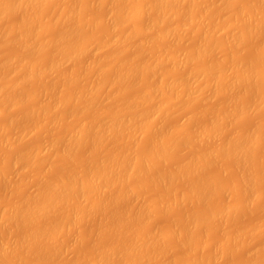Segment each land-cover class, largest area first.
Returning a JSON list of instances; mask_svg holds the SVG:
<instances>
[{
  "label": "rangeland",
  "instance_id": "obj_1",
  "mask_svg": "<svg viewBox=\"0 0 264 264\" xmlns=\"http://www.w3.org/2000/svg\"><path fill=\"white\" fill-rule=\"evenodd\" d=\"M73 1L76 3L77 1V3H79L80 4V2L82 1V2H84V7H83V10L80 8L81 7V5H79L78 7L77 6H75L76 4H74L73 3ZM92 1H94V2H92ZM56 0V2H53V7L52 6H49L50 4H48V6L44 9L43 8V12H42V16H41V13H40V15H38V16H40L39 17V19L36 21L37 23L35 24V26H33V29H35V38H36V40L37 39H39L40 41L41 40H44L43 38V36L45 35L44 34V32H45V28L42 26L43 25V23L42 22H45V21H47L48 22V20L50 21L53 17V15L55 14L56 15V13H58L59 14V12L60 11H64V10H62V8H63V6L64 5H66L67 6V4L68 5H70L71 4V2L74 4H72V6H74L75 8L77 7V8H80V9H78V10H82V11H79L78 12V15H79V13H80V18L81 19H85L87 16H91V18H92V16L96 19V22H95V24L94 23H92L93 24V26L92 27H90V25H89V27H90V29H87V30H85L87 27H85V31H84V36H82V38H79V39H83L84 40V42L82 41L81 43H80V40L78 41L80 44H82V43H87L86 45L87 46H89V44L88 43H90V44H92V42H94L95 40H94V38L96 39V40H101V41H104L105 40V42H107V40H109V42H116V43H122V44H124V46H125V48H127V49H125L124 48V46H117L118 44H115V45H108V43L106 44H103L102 42V44L100 45V47L99 48H96V46H94L95 48L94 49H92L93 48V46H91L90 48H91V50L90 51H88L89 49H87V52L86 53H88V54H86L84 51V53L85 54H79L76 58H72L73 60H67L66 58L65 59H63V61L62 62H60L61 63V65H60V63H59V65L60 66H57V67H53V68H57L56 70L54 69L53 70V68L51 69V72H50V67L47 69V66H46V64H45V66H44V64L43 63H46V62H44L46 59H49V60H51L52 58L54 59V57H56L57 55L59 56V51H58V53H56V50L54 49V46L53 47H50V46H47V48H46V50H44V51H41V53L43 52V54H35V53H38L37 51L35 52H33L32 51V53L31 52H28V59L29 60H37L36 62H38V60H43V63H41L40 62V64H42L41 65V67L42 66H44V69H45V67H46V69H45V71H44V69H43V72H44V74H42V75H40V78H38L37 76H35L34 78L32 77V75H29V74H27V75H29L28 77H25L26 79L22 82V83H24L23 85L21 84L20 86H19V88H15V90H14V88H13V86H11L12 84H5L4 82H9L10 80H13L14 78H16V77H18V76H20V75H22L21 73H23V72H21V71H24V70H21L20 68H22L23 69V67L21 66V62L23 61V63H24V59L20 62V60H18L19 61V67L18 66H16L17 64H15L14 66H10V64L11 63H9V61H5V58L7 59L9 56H12L13 55V57H15V56H17L18 58L17 59H20V56L22 57V58H24L23 56H24V54H27V53H21V51L22 50H20L21 48H22V45L19 43V41L21 42V39L19 38V36H18V38L20 39V40H18V38L16 39V38H13V35H14V32H13V35H12V33H11V30L9 29V28H11V27H8V26H11V25H6V23L7 24H10V23H12V24H16L17 22H19L20 21V19H23V18H21L22 16H20V15H23V13L22 14H19V13H17V14H7V15H3L4 17H2V19H3V21L2 22H0V36H2L1 37V39H0V45H1V47H0V64H1V62L3 61V59H4V62H8L9 64H7V68L10 66V68H8V69H6V65L5 66H1L2 68L0 69V72H1V70H3L4 72H3V74L2 75H4V73H6L5 75H6V78L7 79H3L4 81H3V84L4 85H2V86H6L5 87V89H3L4 87H1L2 89H0L1 91H0V109H2V110H0L1 112H0V139H2L3 137V135H10L9 137H11V138H7L8 140H7V142H5V144L3 145V143H4V141H6L5 139L6 138H4V140H0V218L3 216V214L5 213L4 211H5V209H7L6 207H8L7 206V204L10 206V204H18L21 200H22V197H24V196H31V195H33L34 193H36L39 189H46L47 187H50V185L51 184H56V182L59 180V182H61V180H62V178H65L66 179V177H67V175L69 176V174L71 175L72 173H69V172H71V171H79V166H81L82 165V163H84V162H90V163H86L87 165L86 166H88L89 167V164H90V166H92V165H95L96 166V163H95V161H98L99 160V164H101V162L103 161V162H106L105 160H104V158H106V157H108V156H110L111 157V155L112 154H114V155H116L115 153H118L119 151H121L122 152V150L124 151V153H123V156H124V154H125V156L127 157L128 155H127V152H125V151H127L128 149H131V148H129V145H130V143L132 142V141H134L135 139V142L137 141V143H138V145H139V149H140V151H142V152H140V153H145V152H147V150L151 147L152 148V146H151V144H152V142L150 143V141H152V138H154V137H151L153 134L151 133V132H154V131H151L150 133V135H145V133H143V134H141V133H139V134H141V135H139L140 136V138H139V136H137V137H133L132 136V132L131 131H133V127H131L132 129L130 130V128L127 130L126 129V131H122L121 132V134L119 133V132H117V133H119L117 136H116V134H114V135H111L109 138L108 137H105V135H103V136H101V139H100V137H99V141H96L95 143H91L90 141V139H89V142H87V140H88V138H87V135H86V133H85V135L83 136V137H86V142H82L78 147H74L73 149H71V154L69 153V155H66L67 156V158L65 157L64 158V156H63V153H62V149L63 148H61V147H63L61 144H60V150L56 147L57 145H58V143L60 142V140H58V142L56 143V141H53V139L54 140H56L57 138H61V137H64V134H66L65 135V139H67L68 137H67V134H68V136H70L69 135V131H71L72 129H73V127H75V125L76 124H82L81 122H83V120L84 121H86V122H88V124H89V121H87V120H90V118H91V120L93 119V121L92 122H94L95 120H96V122H97V120L98 121H104V120H102V119H100L99 120V118H101L102 116H104L103 114L105 113V112H110V111H112L113 109H115L116 108V111L119 109V108H117V106L118 107H120L119 105H121L120 103L118 104V102H120L121 101V99L120 98H123V100H124V95L123 94H126L127 93V95H126V97L127 98H125V100H124V103H128L131 99H129V98H132V97H135L136 98V96H138L139 97V99H141V98H143V96L140 98V95H143L144 93V95L146 96L147 94L148 95H150L151 93L150 92H148L147 94H146V92L147 91H149V90H144V89H147V88H150L149 86H159L158 84H159V80H160V83H161V80H162V78H164L165 76H168V75H174L173 73L172 74H170L172 71H174V70H172V69H176L177 70V68H173L174 66H173V64H171V66H173V67H171L172 69V71L170 70V66H167V65H170V63H169V61L167 60H165V62H164V64L165 63H167V64H165V66H161L162 68L160 69L159 68V70H158V72L156 73L155 72V75H153V74H150V72H147V69H146V72L148 73H144L141 69L144 67H142L141 66V68L138 66H136V71H138V72H136V74H137V76H135V75H133V76H135L136 78H134V82H132V83H130V81H131V79H130V81H128L127 79H125L124 81H126L127 83L125 84V83H123V84H121V83H119V85L118 84H116V83H118V82H112V83H114V86H113V84L112 85H107L106 83H103V84H106V86L105 85H103V86H105V87H101L100 89H102V90H100L99 89V86H98V88H97V90H98V92H100V93H97V91H96V93L97 94H99L98 96L96 95H94V94H90L91 95V97H90V95L89 96H87L88 95V87H89V85L90 84H92V82H93V84H94V79L95 78H97L96 76H98V75H96L97 74V70L99 71V69H98V67H99V65L97 66V68H93L94 70L95 69H97L96 70V73L94 72V70L92 69V66H94V65H92V63H95V62H97L98 61V63L101 65V67H102V69H100V71L102 72V76H103V78L106 80V82H107V80H110L109 81V83L111 82V79L113 80L114 79V77H116V80H117V73H118V71H119V69H120V72L122 71L121 69H122V67L120 68L119 66H122L123 65V63H129L130 61H131V59L130 58H132V62L134 63V61L136 62L137 60L139 61L140 60V63L141 62H143V65H147V64H152V62H154L155 61V59H157L158 58V60L160 59L159 58V56L160 55H162V57H165L166 56V53H168L169 54V51H171V52H173V53H176V54H174L175 56H177L178 58H180L179 56H178V54L181 56L182 54L183 55H188V56H192L193 55V53H194V49H196L198 46H197V36H198V34H202V32H200L199 33V27H197V25L198 26H200L199 25V23H198V20L197 19H195L196 17L198 18V14L197 13H199L198 12V9H200L201 7L199 6V5H203L202 3H204L205 1V4L207 5V3H208V7H210V9L211 8H213V7H211V5H215L216 3H221L222 2V0H213V1H211V0H204V1H202V0H198V2H196V5L197 6H195V4H191V5H194L195 7L194 8H192V6L188 3V5L191 7V9H193V11H195L194 13L195 14H197L196 15V17H195V15L194 16H192V17H195V18H192V20L194 19L195 20V24H194V20H193V23L191 22V20H190V22L192 23H190V25H193V26H191V28L189 27L188 29H186V35H185V33H183V35H181L180 37L181 38H177L178 36L175 34V36H177V37H175V38H173L172 39V42H171V40H169L168 39V37H166L167 38V40H168V42L170 41L171 43H173V44H171L170 46L168 45V42H166V39L165 38H163V40H162V34L161 35H159V36H157L155 33H156V31L155 30H158V29H155V30H153V29H150V28H147L148 27V25H145V24H150V22L154 19V18H156V14H154L153 13V15H152V17H151V14H152V12L150 13V15L148 14V16H147V12L149 11L150 12V10H148V11H146V13H144L146 16L144 17L143 15H141V16H143L142 18L140 17V19L138 18V17H135V18H138L139 20H135V18L133 19V16L130 18L129 16H128V19H127V21H126V23L119 29V30H116V29H113V28H111V30L114 32V31H116V32H118V34H114L115 36H113L112 35V31H111V33H109V29H110V18L108 17L111 13V9L109 8H107V6H108V4L105 6V5H102L101 4V1L100 2H98V3H100V4H95V2H96V0ZM134 0H132L131 1V3L133 2ZM136 2H139L140 0H135ZM135 1L133 2L134 4H132L134 7H136L135 6ZM181 1V0H180ZM182 1H184V0H182ZM181 1V2H182ZM197 1V0H196ZM224 1H228L229 2V0H224ZM234 1V2H233ZM254 1H256V4H258L259 5V7H258V9H256L257 7L256 6H258V5H256L255 3V9H256V11H257V17H256V14H255V9L253 10L254 11V14H253V12L251 11V10H249V11H251L250 13H251V15H249L250 13H249V11H248V16H251V17H256V18H254V19H259V16H258V14L260 15V12L264 15V0H259V2L257 3V1L258 0H232V2H231V4H228V2H226L227 4L226 5H224L222 8H220V5H219V3L217 4V5H219V8H218V6L217 7H215L216 9H218V13H217V10L216 9H214V10H216L215 12H216V14L214 15V14H208V15H206V17H207V20H212V19H216L217 18V16H219L218 18H217V20L216 21H219V22H217L218 24L217 25H219L218 26V28H222L221 26H222V24H225V21H226V23L227 22H229L230 23V21L232 20H234L235 18L237 19V21L239 20V19H241L242 20V22H243V20L246 22V19H247V21H251L252 20V18L251 19H249V18H246V16H247V14H246V16H244L246 19H243L244 17L241 15V11H243L244 9H246L247 7H249V5L252 3V5H253V2ZM65 2V3H64ZM89 2H92V3H94L93 5L91 4V3H89ZM121 2H123V1H121ZM128 2V1H127ZM130 2V1H129ZM178 3H179V0L177 1ZM179 3L180 5H182V6H184V8H185V2H182V3ZM213 2V3H212ZM229 2V3H230ZM60 3L62 4V5H60ZM104 3V2H103ZM119 4H120V2H118ZM124 3H125V1H124ZM243 3L245 4V5H243ZM55 4H56V6H55ZM90 4H91V6H90ZM122 4V3H121ZM127 4H129V3H125V4H123L122 5V7L124 6V5H126L125 7H126V9H127V6H129V10H130V8H131V6L132 5H127ZM95 5V6H94ZM178 5V4H177ZM229 5V7H227ZM231 5H233L232 6V8H231ZM241 5V6H240ZM65 6V7H66ZM132 6V10L131 11H129L130 12V14H131V12L132 11H134L135 12V8ZM182 6H179V8H180V10H181V7ZM186 6H187V4H186ZM199 6V8L196 10V7H198ZM254 6V5H253ZM42 7L43 6H41V9L40 10H42ZM64 7V8H65ZM91 7V8H90ZM108 7H110V6H108ZM124 7V8H125ZM189 7V8H190ZM226 7V8H225ZM238 7V8H237ZM241 7V8H240ZM49 10H48V9ZM77 8H76V10H77ZM105 8V9H104ZM134 8V9H133ZM183 7H182V9H184ZM231 8V9H230ZM251 8H252V6H251ZM262 8V9H261ZM37 9V8H36ZM243 9V10H242ZM248 9V8H247ZM56 10V11H55ZM59 12H58V11ZM77 10V11H78ZM202 10V9H201ZM200 10V11H201ZM208 10V9H207ZM204 11L205 13L206 12H208V11ZM212 10V9H211ZM213 10V11H214ZM221 10V12H219ZM46 11V12H45ZM76 11V12H77ZM84 11V12H83ZM21 12V11H20ZM23 12V11H22ZM25 12V11H24ZM53 12V13H52ZM65 12V11H64ZM75 12V13H76ZM108 12H109V15H108ZM210 12H212V11H210ZM223 12V13H222ZM233 12V13H232ZM259 12V13H258ZM39 13V12H38ZM44 13V14H43ZM133 13V12H132ZM193 13V14H194ZM204 13V14H205ZM214 13V12H213ZM235 13V14H234ZM240 13V14H239ZM244 13H245V10H244ZM26 14V13H25ZM53 14V15H52ZM61 14V13H60ZM60 14H59V17H60ZM74 14V13H73ZM134 14V13H133ZM192 14V15H193ZM54 15V16H55ZM64 15V14H63ZM75 15H77V14H75ZM77 15V16H78ZM82 15V16H81ZM108 15V16H107ZM132 15V14H131ZM212 15H214V16H212ZM235 15H236V17H235ZM2 16V15H1ZM6 16H7V18H6ZM13 16V17H12ZM62 16V15H61ZM211 16V17H210ZM231 16V17H230ZM239 16H240V18H239ZM24 17V16H23ZM45 17H46V19H45ZM55 17H58V15H56ZM79 17H77V18H79ZM109 19H108V18ZM121 16H119V18H120ZM126 17V16H125ZM151 17V18H150ZM205 17V16H204ZM209 17V18H208ZM6 18V19H5ZM15 18V19H14ZM17 18V19H16ZM25 18H26V16H25ZM25 18H24V20H25ZM77 18H75V16H74V19H76L77 20ZM88 18H90V17H88ZM94 18H92V19H94ZM106 18V19H105ZM123 18H124V16H123ZM150 18V19H149ZM173 18V17H172ZM172 18H170V19H172ZM177 18H180V17H176V21L175 20H170V19H168V18H166L165 19V22L166 23H163L162 21H161V25L159 26L160 27V29H159V33L161 32V30L165 27V28H170V27H172V28H170V29H173V27H174V29H175V26H173L174 24H176V22H177V20H180V19H177ZM212 18V19H211ZM225 18H227L228 20H226ZM260 18H261V16H260ZM11 19V20H10ZM55 19V18H54ZM54 19H52V20H54ZM73 19V18H72ZM72 19H70V21L71 22H73L72 21ZM109 21H108V20ZM122 18H120V20H121ZM125 19V18H124ZM123 19V20H124ZM130 19V20H129ZM249 19V20H248ZM10 20V21H9ZM51 20V21H52ZM120 20H119V23H120ZM166 20H169V21H166ZM207 20H206V22H207ZM223 20V21H222ZM241 20H240V22H241ZM6 23H5V22ZM12 21V22H11ZM41 21V22H40ZM69 21V24H71V22ZM98 21V22H97ZM103 21V22H102ZM125 21V20H124ZM128 21H129V23H128ZM137 21V22H136ZM146 21H150L149 23L148 22H146ZM254 21H256V20H254ZM58 23H60L59 21H57ZM56 22V23H57ZM75 22L76 21H74V24H71L72 26L74 25H76L75 24ZM109 22V23H108ZM171 22V23H170ZM175 22V23H174ZM212 22V21H211ZM222 22V23H221ZM234 23H235V21H233ZM241 22V23H242ZM252 22H253V20H252ZM19 23H21V22H19ZM39 23V24H38ZM128 23V24H127ZM163 23V24H162ZM168 23H170V24H168ZM178 24H179V22H177ZM198 23V24H197ZM213 23V22H212ZM239 23V22H238ZM238 23H235V25H237ZM248 23H251V22H248ZM108 26H110V27H108ZM123 24V23H122ZM166 24H168V25H166ZM213 24H215L216 25V23L214 22ZM5 25V26H4ZM38 25V26H37ZM54 25V24H53ZM56 25V24H55ZM51 26L50 28H48V30H47V28H46V35H45V37L46 36H49V35H51V36H54V34H56V32L58 33V27L59 28H62V27H60L59 25H57V26ZM60 25H63L62 23L60 24ZM126 25V26H125ZM146 26V29H147V31H146V29L144 28L145 26ZM162 25H164V27L161 29V27H162ZM14 26H16V25H14ZM68 26V25H67ZM117 26H119L118 24H117ZM142 26V27H141ZM168 26V27H167ZM233 27L234 26V24L233 25H230L229 26V28L230 27ZM238 26H240V25H238ZM2 27L4 28V29H2ZM8 27V30H9V32L10 33H7L6 31H5V29ZM35 27V28H34ZM70 27V26H69ZM131 27V28H130ZM138 27H140V28H138ZM193 27V28H192ZM195 27V28H194ZM205 27V26H204ZM232 27H231V29H232ZM235 27V26H234ZM241 27V26H240ZM41 29V30H39V29ZM43 28V29H42ZM56 28V29H55ZM84 28V27H83ZM82 28V29H83ZM176 28H178V29H175L177 32L180 30V27H176ZM223 28H224V26H223ZM223 28H222V30H223ZM239 28V27H238ZM238 28H237V30H238ZM50 29V30H49ZM82 29H80V34H81V30ZM107 29H108V31H107ZM137 29H139V30H137ZM192 29V30H191ZM197 29H198V31H197ZM231 29H229V31H228V29H226V31L227 32H229V33H231L230 31H231ZM242 29H244V28H242ZM242 29H240V30H238V31H236V29H233V30H235L236 32H239V31H242ZM2 30V31H1ZM61 30V29H60ZM185 29H182V30H180L181 32L182 31H184ZM189 32H188V31ZM202 30H203V26H202ZM39 33H38V32ZM43 31V32H42ZM50 31V32H49ZM52 31V32H51ZM55 31V32H54ZM137 31V32H136ZM151 31H153L154 33H151ZM193 33V34H191V32ZM215 31H217V32H215ZM225 31V33L224 32H222L221 30H220V32H218V29H216L215 30V28H214V31H212L211 32V34H213V32L215 33V36H216V34L217 33H220L221 34V32H222V34L220 35V34H217L218 36H217V39L218 40H216L215 39V41H217L219 44L218 45H222V46H224L223 48L222 47H220V46H217V48H219L220 50H218L217 48H215V45H217V44H215L213 47H212V51H211V53L209 52V55L207 56V54H206V58H205V55H204V58H202V56L200 57V58H198L197 59V57H191L190 56V58L188 59L187 57V55L185 56V58H187L189 61H188V63L186 64V65H188L187 67L189 68L190 66V68H195L196 66H198V64H199V66H201L200 65V63H202V66L204 65V62L203 61H206V65H207V61H209V64H210V62H212V61H214V62H217L218 60L219 61H221L220 60V58L222 57V55H223V57L225 56V54H227L226 56L228 57H230V59H231V55H232V57L236 54V52H235V54L233 53L232 54V50L230 51V49L232 48V47H228V50H225L226 49V45H227V40H228V42L230 41L229 39H230V37H229V33H228V35L226 34L227 32ZM235 31H232V34H233V32H235ZM48 32V33H47ZM176 32V33H177ZM185 32V31H184ZM208 32H210V31H208ZM32 33V34H33ZM37 33V34H36ZM144 33H146V35L144 36ZM149 33V34H148ZM189 33V34H188ZM197 33V34H196ZM44 34V35H43ZM53 34V35H52ZM82 34H83V31H82ZM81 34V35H82ZM110 34H111V36L112 37H114V38H112V39H109L111 36H110ZM181 34V33H180ZM179 34V32H178V35H180ZM188 34V35H187ZM191 34V35H190ZM209 34V33H208ZM211 34H209V36L211 35ZM253 34V33H252ZM256 34V33H255ZM257 34H259V33H257ZM261 34V33H260ZM254 35V37H253V35L252 36H250V37H252L251 39H247L246 40V38H243V42H242V45L243 46H240L243 50H244V52H242L243 50H241L240 52H242V54L243 55H241L240 56V58L243 56H246L247 57V55H249L248 57L250 58V53H251V51L254 49L255 50V48L256 49H261V48H264V33H263V35ZM9 36V37H6V36ZM36 35H37V37H36ZM119 37H118V36ZM134 35V36H133ZM200 35H199V37H198V39L200 38ZM225 35V36H224ZM226 35H227V37H226ZM15 36V35H14ZM50 36V37H51ZM56 36V35H55ZM54 36V37H55ZM96 36V37H95ZM110 36V37H109ZM117 36V37H116ZM127 36L129 37V41H127ZM160 36H161V39H160ZM213 36H214V34H213ZM257 36H258V39H257ZM6 37V38H5ZM34 37V36H33ZM41 37H42V39H41ZM90 37V38H89ZM116 37V38H115ZM135 39H134V38ZM163 37H165L164 35H163ZM195 37V38H194ZM207 37V39H209V37L208 36H206ZM212 37V36H211ZM210 37V38H211ZM256 37V38H255ZM32 38V37H31ZM35 38L33 39L32 38V41L34 40V41H36L35 40ZM48 38V37H47ZM47 38H45V42L43 41V42H41V43H46V39ZM86 38V39H85ZM102 38V39H101ZM107 40H106V39ZM119 38H122V39H120V41H119ZM123 38L125 39V41H123ZM134 40H133V39ZM215 38V37H214ZM214 38L212 37L211 38V40H214ZM221 38H223V39H221ZM229 38V39H228ZM247 38H249V37H247ZM4 39V40H3ZM14 39V40H13ZM53 39V37L51 38V40ZM114 39V40H113ZM115 39H118V40H115ZM131 39H132V41H131ZM171 39V38H170ZM178 39V40H177ZM196 39V40H195ZM48 40H50L49 38H48ZM76 39H74L73 41H75ZM87 40V41H86ZM163 42H162V41ZM175 40H177V44H175L176 43V41ZM180 40V41H179ZM200 40V39H199ZM210 39H209V41L208 42H210L211 41ZM255 40V41H254ZM16 41V42H15ZM33 41V42H34ZM38 41V40H37ZM40 41L38 42V43H40ZM53 41V40H52ZM51 41V42H52ZM77 41V40H76ZM146 41V42H145ZM173 41H175V43L173 42ZM182 41V42H181ZM214 41V42H215ZM251 41V42H250ZM254 41V42H253ZM3 42H5V43H3ZM55 42V41H54ZM54 42H52V43H54ZM68 41H66V42H63L64 44L65 43H67ZM96 42V41H95ZM94 42V43H95ZM100 42V41H99ZM125 42H127V45L129 46H126L125 45ZM130 42V43H129ZM140 42H141V44H140ZM181 42V43H180ZM195 42V43H194ZM200 43H201V40L199 41ZM217 42H215V43H217ZM222 42V43H221ZM8 43V44H7ZM15 43V44H14ZM34 43H37V42H34ZM62 42L60 43L61 45L63 44ZM75 44V42L73 43V42H70L69 44ZM132 43V44H131ZM136 43V44H135ZM212 43H213V41H212ZM250 43V44H249ZM47 44H49V43H46V45ZM51 44V43H50ZM49 44V45H50ZM68 43H67V45H69ZM78 44V43H77ZM113 44V43H112ZM121 44V45H122ZM170 44V43H169ZM194 44V45H193ZM224 44V45H223ZM230 44V43H229ZM241 44V43H240ZM249 44V45H248ZM256 45V46H254V45ZM3 45V46H2ZM13 45V46H12ZM61 45L59 46L58 44H57V42H56V44H55V46H59V47H61ZM64 46L65 48L66 47H68V46ZM106 45H108V47L106 46ZM120 45V44H119ZM130 45H132V46H130ZM133 45H135V46H133ZM168 45V46H167ZM177 45V46H176ZM197 46L196 48L194 47V46ZM198 45H199V43H198ZM253 45V46H252ZM17 46V47H16ZM70 46V45H69ZM99 45H97V47H98ZM106 46V48H102V47H105ZM144 46V47H143ZM173 46H174V48H173ZM192 46V47H191ZM58 47V48H59ZM63 47V46H62ZM123 47V50L121 49ZM133 47V48H132ZM168 47H169V50H167L168 49ZM172 47V48H171ZM52 48V49H51ZM56 48V47H55ZM57 48V49H58ZM108 48V49H107ZM140 48V49H139ZM143 50H142V49ZM213 48H214V50H213ZM230 48V49H229ZM250 48V49H249ZM121 49V50H120ZM172 49V50H171ZM177 49H179V50H177ZM192 49H193V51H192ZM245 49H246V51H245ZM49 50V51H48ZM99 50V51H98ZM117 50V51H116ZM128 50V51H127ZM133 50V51H132ZM167 52H166V51ZM224 50V51H223ZM248 50V51H247ZM251 50V51H250ZM17 51V52H16ZM45 51H46V53H45ZM93 51L95 52V53H93ZM97 51V52H96ZM116 51V52H115ZM127 51V52H126ZM135 51V52H134ZM162 51V52H161ZM185 51V52H184ZM216 51V52H215ZM223 51V52H222ZM8 52V53H7ZM17 54H16V53ZM18 52H19V54H18ZM23 52V51H22ZM123 52V53H122ZM125 52V53H124ZM177 52H179L178 54H177ZM184 52V53H183ZM187 52V53H186ZM192 52V54H190ZM215 54H214V53ZM239 52V54H241ZM253 52V51H252ZM255 52V51H254ZM6 53H7V55H6ZM11 53V54H10ZM21 53V54H20ZM29 53H30V55H29ZM50 53V54H49ZM52 53H53V55H52ZM119 53V54H118ZM132 53H134V54H132ZM218 53H220V55L218 54ZM223 53V54H222ZM249 53V54H248ZM256 53V52H255ZM10 54V55H9ZM23 54V55H22ZM33 54V56H31ZM45 54V55H44ZM138 54V55H137ZM143 54V55H142ZM164 54V55H163ZM171 54V53H170ZM140 55V56H139ZM173 55V56H174ZM183 55H182V57L181 58H184L183 57ZM252 55H254V53H252ZM3 56V57H2ZM27 56V55H26ZM38 56V57H37ZM44 56V57H43ZM49 56V57H48ZM57 56V57H58ZM80 56V57H79ZM100 58H99V57ZM116 56H118V57H121V58H119L120 59V61L122 60V62L120 63V65H119V63L117 64L116 63V66H112V68L111 67H109L110 65H111V60H113L112 58H114L115 59V57ZM141 56H143V57H141ZM167 56H169V55H167ZM31 57V58H30ZM102 57V58H101ZM199 57V56H198ZM2 58V59H1ZM11 59H13L12 57H10ZM9 58V59H10ZM25 58H27V57H25ZM43 58V59H42ZM51 58V59H50ZM98 58V59H97ZM109 60H108V59ZM207 58H209V59H207ZM224 58H226V57H224ZM248 58V59H249ZM16 59V60H17ZM57 59V58H56ZM145 59V60H144ZM210 59H212L211 61H210ZM215 59V60H214ZM229 58L227 59V60H230ZM242 59V58H241ZM14 61H15V59H13ZM27 60V59H26ZM48 60V61H49ZM65 60V61H64ZM92 60H93V62H92ZM103 60V61H102ZM117 60H118V58H116V60H113L114 62L116 61L117 62ZM130 60V61H129ZM158 60H156V62L158 61ZM242 60H245V58L244 59H242ZM31 61V62H32ZM52 61V60H51ZM68 61H71V62H68ZM112 61V63L113 64H115L114 62ZM119 61V62H120ZM137 61V62H138ZM151 61V63H149ZM254 61H255V59H254ZM11 62V61H10ZM26 62V61H25ZM28 62H30V61H28ZM35 62V63H36ZM92 62V63H91ZM147 62V63H146ZM171 62V61H170ZM185 62H186V60H185ZM258 62V63H257ZM257 62H253L254 63V67L255 66H257L256 67V70L257 69H260V68H262V67H258L259 65H261L262 66V64H261V62H260V64H259V61L257 60ZM3 63V62H2ZM13 63V62H12ZM16 63V62H15ZM18 63V62H17ZM22 63V64H23ZM27 63V62H26ZM87 63V64H86ZM139 63V64H140ZM155 63V62H154ZM153 63V64H154ZM213 63V62H212ZM252 63V64H253ZM14 64V63H13ZM142 64V63H141ZM163 64V65H164ZM217 64V63H216ZM255 64H257V65H255ZM9 65V66H8ZM88 65V66H87ZM91 65V66H90ZM105 65H107V66H105ZM117 65H119V66H117ZM130 65H131V62H130ZM137 65V64H136ZM196 65V66H195ZM213 65V64H212ZM39 66V64L37 65V67ZM96 66V65H95ZM94 66V67H95ZM129 66V65H128ZM183 66H185L184 64H183ZM180 67V68H183V69H185L184 67ZM193 66V67H192ZM253 66V65H252ZM17 67H18V69H17ZM86 67V68H85ZM105 67V68H104ZM107 67H109V71H108V69H107ZM115 67V68H114ZM118 67V68H117ZM124 68L123 69H125V66H123ZM126 67H127V65H126ZM164 67V68H163ZM80 68V69H79ZM100 68V67H99ZM135 68V67H134ZM133 68V69H134ZM137 68H140L139 70L137 69ZM180 68H178V69H180ZM187 68V69H188ZM6 69V70H5ZM41 68H40V66H39V70H40ZM89 69V70H88ZM182 69V70H183ZM197 69V68H196ZM255 69V68H254ZM263 69V68H262ZM11 70V71H10ZM15 70H16V72H15ZM77 70V71H76ZM106 70V71H105ZM115 72H114V71ZM145 70V69H144ZM181 70V69H180ZM180 70H177V71H180ZM181 70V71H182ZM26 71V70H25ZM24 71V72H25ZM41 71V70H40ZM58 71V72H57ZM79 71V72H78ZM84 71V72H83ZM99 71V72H100ZM134 71V70H133ZM176 71V72H177ZM191 71V70H190ZM189 71V72H190ZM193 71H195L196 72V70L194 69ZM228 70H226V73L228 74L229 73V71L227 72ZM260 71H262L261 69H260ZM21 72V73H20ZM42 72V71H41ZM54 72V73H53ZM88 72H90V73H88ZM93 72V73H92ZM100 72V73H101ZM109 72V73H108ZM140 72V73H139ZM153 73H154V70L152 71ZM151 72V73H152ZM160 72V73H159ZM184 72V71H183ZM185 72H186V69H185ZM184 72V73H185ZM192 72V71H191ZM197 72H198V74L200 75V73H199V71L197 70ZM197 72L196 73H194V74H197ZM263 72V71H262ZM18 73V74H17ZM46 73V74H45ZM52 73H53V76H51L52 75ZM105 73L107 74L108 73V75H105ZM133 73V72H132ZM177 73H179V72H177ZM176 73V74H177ZM183 73V75L181 74V75H178L179 77H183L184 76V78H185V74ZM187 73H188V70H187ZM186 73V74H187ZM225 73V74H226ZM1 74V73H0ZM9 74H13L12 76L11 75H9ZM66 74H68L67 76H66ZM95 74V75H94ZM135 74V73H134ZM176 74L174 75L175 77H176ZM180 74V73H179ZM226 74V75H227ZM2 75H0V76H2ZM5 75L3 76V77H5ZM26 75V76H27ZM46 75V76H45ZM73 75V76H72ZM79 75V76H78ZM101 75V74H100ZM113 75H115V76H113ZM150 75V76H149ZM11 78H10V77ZM16 76V77H15ZM34 76V75H33ZM50 76V77H49ZM119 76V75H118ZM143 76V77H142ZM151 76L153 77V78H151ZM177 76V77H178ZM194 76H196V75H194ZM198 76V75H197ZM3 77H1V78H3ZM43 77H47V78H43ZM57 77H58V79H57ZM69 77V78H68ZM81 77V78H80ZM110 77V78H109ZM113 77V78H112ZM200 77V76H199ZM199 77H197V79H199ZM32 78V79H31ZM56 78V79H55ZM102 78V79H103ZM151 78V79H150ZM161 78V79H160ZM168 77H165L164 79H167ZM170 78H171V76H170ZM193 78H196V77H193ZM35 79V80H34ZM70 79H72V80H70ZM93 79V80H92ZM98 79H99V77H98ZM97 79V80H98ZM163 79V80H164ZM5 80H7V81H5ZM28 80V81H27ZM47 80V81H46ZM52 80V81H51ZM95 81V82H98V81ZM100 81L99 82H101L102 80L101 79H99ZM104 80V81H105ZM162 80V81H163ZM191 80H193V79H191ZM259 80L260 79H258V84H256V87H257V89L255 88V90H252V91H254L253 93L252 92H250V93H252L253 95H251L252 96V98L251 99H253V100H251L250 99V97L248 98V99H250L252 102H255V104L254 105H251V107H246V106H248V105H246L245 107H246V109H245V107H244V111H242V113H237V112H234L233 113V111H234V108H232L233 106H235V104H238L239 103V101L240 102H242V103H244V100L246 101V100H248V99H246L247 97L246 96H248V93L247 92H249V91H247V87L246 86H244V85H237L238 87H236L234 90H231V92L228 90V88H224L221 92H222V94H221V92L219 93V95L217 94V95H215L214 97H211L210 99H206L205 98V95H203L202 96V98H196L197 97V95L198 96H200V94L202 95L203 93L204 94H208L209 96H211L210 95V91L209 92H207V93H205L207 90L205 89H203L204 90V92L203 93H197L195 96H194V100H190V101H188V99H185V100H187V101H185V100H181L180 98V101H178V103H176V105H174L175 107H176V109H175V107L174 106H171L170 108H168L169 110L168 111H172V112H169V113H167L168 114V116L166 117V115L164 114L163 116H162V121L161 122H158V123H160V124H162L163 123V125H165V128H164V130H167V131H162V130H160V131H162L164 134H163V137H165L164 139H162V140H170L171 138H173V136L172 137H170L171 135H175L174 136V138H180V136L182 137V139L184 138V140H183V142H179L177 145H176V148L174 147V148H168V149H166V150H164V152H166V151H168L167 153H165L163 156H162V154L160 155V158H155L153 161H151V163H149L147 166H143V167H141V169H139V170H137V169H134L133 170V172L131 173V172H129L127 175H128V177H126V179L125 180H123V181H121V182H118V183H122L121 184V186H120V184H117V185H115L112 189H109L108 191H105L106 189H104V190H102L103 192L101 193V190H100V195H98V198H99V200H100V203L99 204H97L96 206H90V207H84V208H86V211H85V209L84 208H82V209H84V213H86V214H84L83 213V219L81 218L79 221H76L77 220V218H76V220H74V218L72 219V220H74L73 222L72 221H68L69 222V224L67 225V224H65V226H64V228L63 227H61V228H63V230L64 231H60V234H62V235H57V236H55L56 234H55V232H53V230H50V233L49 234H47L46 236H43V238L40 240H35L34 242H30V244L28 245V244H26L25 245V243H26V241H25V238H24V236H25V234L29 231V229H32L33 227H34V224H35V222H36V225L38 224V227H40L39 225H42V226H47L46 225V223H48L49 221H51V222H49V224H51L52 223V219L54 218V216H56L55 217V220H56V218L57 217H59L60 215L59 214H65V213H67V212H69L68 214H70V217H72L71 216V213H70V211L72 212L73 211V209L74 208H76L77 206V203H78V201H76V202H74L75 201V199H76V197H74L73 195H71L70 193V195L72 196V198L70 199V200H72V204H71V201H70V203H69V201L67 202L68 204H66V205H64V204H61V205H64V206H60L59 207V209H57V210H52L51 209V211H50V213H45L46 214V216H44V215H42L41 217H40V219L38 218V220L37 221H34V222H32V225L30 224L31 222L29 221H24V222H22V223H20V225L19 226H15V225H12L13 223H10V222H8V223H6V225H3V223L2 224H0V225H3V226H0V244L1 245H3L2 243H4L5 244V242L6 243H8L7 241L8 240H10V241H12V244H10V245H12V246H10L9 245V243H8V246L10 247V251L9 252H11L10 254H8L7 252L5 253V252H3V253H0V255H3V256H0V264H22V262L23 263H27V264H68L69 262H72L73 264H77V263H79V264H85V263H90L91 261H93V260H95V258H93L94 256H96V254H97V252L95 251L96 249H100V248H106V247H111L112 245L113 246H116V245H118V243H124L125 245H127V243L129 242L130 243V245H131V242H134L135 243V245H136V241L139 239V236H138V233L141 231V230H144V231H146V232H144V231H142V233L144 232V234L146 233V234H148L147 236H149V235H151L152 237H153V233H155V232H153L154 231V229H155V227H156V230H167V229H169L171 226H173V224H172V222H174L175 220H177V222L181 219V217H182V219L184 218V216L187 214V215H189L190 216V213H191V215H193L194 214V212L195 211H197V210H200L201 209V211L202 210H205V212H203V214H206L207 213V216H208V211L206 210V209H209V213H211L212 211H216L217 209H219L220 210V207H222V206H220V205H228L229 203H231V204H234L235 203V201H236V199L237 198H239V196H240V192H242V191H240V188H241V186L239 187V177H240V175H239V173H238V167H236V168H234V165L232 164V161L235 159L234 157H233V159H232V157L230 156V155H227L228 153H224V151L223 152H220L219 154H220V156L217 154V156H219V158L217 157V161L215 160H212V162H211V164L209 165V164H207L205 167H203L204 168V170H202L203 171V173H202V171H200V173H199V171H198V174L197 173H191L190 171H192L193 170V168H192V170L190 169V171H189V169L188 168H190L191 166L192 167H194L196 164H194L195 163V161H198V160H196L195 158H197V156L199 155V153L201 152V153H203V151H210V152H214V151H212V150H217V147H219L218 145L220 144V143H222V142H225V141H229L228 143H222V144H226V145H229V147L231 148L232 146H230L231 144L233 145V144H235L236 143V139H234V138H236V133H237V135L238 136H241L242 134L241 133H244V135H245V132H248V131H255L256 132V128L257 127H259L260 126V128L262 129V127H261V125H263L264 126V101H263V96H264V78L262 79V80H260V82H259ZM36 81V82H35ZM57 81H58V83H57ZM12 82V81H11ZM31 82H33V84L31 83ZM37 82H38V84H37ZM44 82H46V83H44ZM88 83V84H87ZM102 83L101 84H99L100 86H102ZM108 83V84H109ZM45 84V85H44ZM86 84V85H85ZM121 84V85H120ZM134 84V85H133ZM152 84V85H151ZM154 84H156V85H154ZM1 85V84H0ZM38 85V86H37ZM51 85H54V87L53 86H51ZM87 85H88V87H87ZM259 85V86H258ZM43 86V87H42ZM49 86H51V90H53V92L51 93V95H50V93L48 92L47 93V91H49V90H47L48 88H49ZM61 86V87H60ZM74 86V87H73ZM82 86H84V87H82ZM109 86H110V89H109ZM243 86V87H242ZM40 87V88H39ZM42 87V88H41ZM53 87V88H52ZM63 87V88H62ZM73 87V88H72ZM118 87V88H117ZM125 87V88H124ZM57 88V89H56ZM61 88V89H60ZM65 88V91H66V93H64V89ZM78 88H80V89H82V90H85V88L87 89L86 90V95H82V96H79V97H81V98H78L77 99V101H74V102H77L76 104H73V105H77L78 103H79V105H77V107L75 108L73 105H72V103H70L68 100H66V101H68L69 102V104H71V105H68L69 107H74L73 108V110L72 111H67L66 112V110H59V112H57L58 110H56V112H57V114L55 115L54 113H56V112H51L52 110L51 109H49V111L47 110V111H45L44 112V109H43V111H41V109H40V107H38L39 106V104L41 103V104H44L45 105V103H47V105H45V106H43V107H47L48 106V104H50L51 106L50 107H53L54 106V104H57V103H52V102H60V101H62L63 99L65 100L66 98H63V96L64 95H66V97H67V93H69V92H72V90H73V94L75 93L74 91L77 89V92H76V94H75V96L77 95V93H79L80 91H82V90H80L79 91V89ZM123 88V89H122ZM152 88H156V87H151L150 88V90L152 89ZM207 88V87H206ZM38 89V90H37ZM40 89V90H39ZM68 89H71L70 91H68L67 92V90ZM107 89V90H106ZM128 89V90H127ZM239 89V90H238ZM19 90V91H18ZM45 90V92L43 93V91ZM62 90V92H60ZM106 90V91H105ZM202 90V91H203ZM227 90V91H226ZM243 90V91H242ZM79 91V92H78ZM105 91V92H104ZM109 91V92H108ZM114 91V92H113ZM124 92L125 91V93H123V94H120V93H122V92ZM128 91V92H127ZM146 91V92H145ZM226 91V92H225ZM256 91V92H255ZM2 92V93H1ZM19 92V93H18ZM34 92H36V95H39L40 94V96H35V94H34ZM38 92V93H37ZM107 92V93H106ZM118 92V93H117ZM200 92H201V90H200ZM228 92H229V94H228ZM234 92V93H233ZM238 92V93H237ZM12 93H14V94H12ZM32 93V94H31ZM48 95H47V94ZM54 93V94H53ZM82 93H84V92H82ZM130 93V94H129ZM150 93V94H149ZM166 93V92H165ZM168 93H170V92H168ZM168 93H166V94H168ZM224 93L226 94V95H224ZM256 93V94H255ZM7 94V95H6ZM18 94V95H17ZM34 94V95H33ZM72 94V93H71ZM70 93H69V95H71ZM72 94V95H73ZM79 94H81V93H79ZM78 94V95H79ZM85 94V93H84ZM102 94H104V95H102ZM239 94V95H238ZM241 94V95H240ZM9 95V96H8ZM33 95V96H32ZM59 95V96H58ZM93 95V96H92ZM121 95V96H120ZM133 95V96H132ZM153 95V94H152ZM163 95H165V94H163ZM170 95V94H169ZM207 95V96H208ZM245 97H244V96ZM2 96V97H1ZM32 98H31V97ZM44 96V97H43ZM54 98H53V97ZM85 96V97H84ZM87 96V97H86ZM105 96H108V98L110 99H108V101H107V98H105L104 99V97ZM113 96V97H112ZM124 96V97H123ZM131 96V97H130ZM144 96V97H145ZM158 96H159V94H158ZM162 96V95H161ZM235 97V99L236 98H238V99H236V100H238V103H235V102H233V103H231V104H234L233 106H230L231 104H230V100H232V98L231 97ZM18 97V98H17ZM21 97V98H20ZM34 97V98H33ZM36 97V98H35ZM71 97V96H70ZM111 97V98H110ZM116 97H117V99H116ZM138 97L136 98V99H138ZM147 98L149 97V96H146ZM155 97H156V95H155ZM163 97V96H162ZM169 97H171V96H169ZM217 97V98H216ZM220 97V98H219ZM224 97V98H223ZM242 97H243V99H242ZM255 97V98H254ZM259 99H258V98ZM16 99V100H14V99ZM48 98H49V100H48ZM71 98H74V100L77 98H75L74 97V95L71 97ZM83 98H85V99H83ZM93 98V100H91ZM150 98V97H149ZM163 98H167V97H163ZM171 98H173V96L171 97ZM196 98V99H195ZM214 98V99H213ZM230 100H229V99ZM241 98V99H240ZM8 99V100H7ZM10 99V100H9ZM47 99V100H46ZM54 99V100H53ZM58 99V100H57ZM67 99H68V97H67ZM79 99L80 100H82L81 102H78L79 101ZM126 99H129V101L128 102H125L126 101ZM136 99H134L133 100V98H132V104H133V101H135ZM152 99H154V98H152ZM159 99H162V98H160L159 97ZM158 99V100H159ZM179 99H177V100H179ZM206 101H205V100ZM220 99H222V100H220ZM6 100V101H5ZM46 100V101H45ZM51 100H53V101H51ZM69 100H70V98H69ZM84 100H86V101H84ZM95 100V101H94ZM113 100H114V102H113ZM123 100H122V102H123ZM157 100V97H156V100L155 101H158ZM165 100V99H164ZM167 100V99H166ZM170 100H172V99H170ZM177 100L175 99V101L177 102ZM197 100V101H196ZM204 100V101H203ZM209 100V101H208ZM213 100V101H212ZM215 100V101H214ZM234 100V99H233ZM235 100V101H236ZM12 101V102H11ZM51 101V102H50ZM72 102H73V100H71ZM110 101V102H109ZM154 101V102H155ZM162 102H163V99L161 100ZM168 101V100H167ZM174 101V100H173ZM192 101V102H191ZM211 101V102H210ZM220 101V102H219ZM223 101V102H222ZM251 101H248V102H251ZM259 101V102H258ZM44 102V103H43ZM50 102V103H49ZM65 102V101H64ZM68 102L66 103V104H68ZM91 102V103H90ZM93 102V103H92ZM101 102V103H100ZM109 102V103H108ZM116 102V103H115ZM166 102V101H165ZM205 102V103H204ZM237 102V101H236ZM252 102H251V104H252ZM258 102V103H257ZM6 103V104H5ZM19 103V104H18ZM88 103V104H87ZM157 103V102H156ZM160 103V102H159ZM166 103H168V102H166ZM170 103V102H169ZM172 103V102H171ZM169 104V105H173V104H175V102H173L172 104ZM182 105H181V104ZM185 103H186V105H185ZM204 103V104H203ZM219 103V104H218ZM230 104V105H228V104ZM13 104H15L14 106H13ZM52 104H53V106H52ZM62 104H65V103H63L62 102ZM66 104H65V106H66ZM86 104V105H85ZM90 104V105H89ZM131 104V105H132ZM155 104V103H154ZM154 104H153V101H151V105H148V106H154ZM179 104V105H178ZM247 104H249L250 105V103H247ZM257 104H259V105H257ZM2 105H4V106H2ZM13 106V107H10V106ZM20 105V106H19ZM58 105V104H57ZM61 105V104H60ZM82 105V106H81ZM97 105V106H96ZM128 105H130V102L128 103ZM128 105H126V106H128ZM131 105L130 106H128V107H131ZM167 105V104H166ZM178 105V106H177ZM180 105H181V107H180ZM209 105V106H208ZM218 105H222V106H219L218 107ZM133 106V105H132ZM139 106V105H138ZM137 106V107H138ZM141 106L143 107L144 105H140V107H138V108H141ZM185 106H187L186 108H184ZM206 106V107H205ZM213 106H216V107H213ZM229 106V107H228ZM238 106H240L239 104H238ZM237 106V107H238ZM260 106V107H259ZM3 107V108H2ZM21 107H22V109H21ZM31 107V108H30ZM38 109H40V111H38L37 112V115L35 114L36 113V109L37 108ZM49 107V108H50ZM80 107V108H79ZM110 107H112V108H110ZM166 107H169V106H166ZM224 107V108H223ZM230 107L233 109V111H231L232 109H230ZM243 107V106H242ZM262 107V108H261ZM9 108V109H8ZM28 108V109H27ZM33 108V109H32ZM35 108V109H34ZM97 108V109H96ZM148 108V107H147ZM150 108V107H149ZM172 108V109H171ZM217 108H219V109H217ZM241 108V107H240ZM260 108V109H259ZM4 109V110H3ZM20 109H21V111H20ZM24 109V110H23ZM25 109H27V111L25 110ZM46 109H48V107L47 108H45V110ZM53 109V108H52ZM108 109V110H107ZM112 109V110H111ZM145 109V111H146V108H144ZM152 108H150V111L151 112H153L152 110H151ZM201 109V110H200ZM204 109H205V111H204ZM212 109V110H211ZM255 109V110H254ZM258 109V110H257ZM53 110H55V109H53ZM78 110V111H77ZM98 110V111H97ZM139 110H141V109H139ZM149 110V109H148ZM181 110V111H180ZM184 110V111H183ZM190 110V111H189ZM243 110V109H242ZM250 110V111H249ZM254 110V111H253ZM257 110V111H256ZM3 111V112H2ZM5 111V112H4ZM26 111V112H25ZM31 111H34V112H31ZM100 111V113H98ZM102 111V112H101ZM115 111V110H114ZM142 111V110H141ZM143 112V113H146V112ZM149 111V112H150ZM165 111H167V110H165ZM175 111V112H174ZM194 111V112H193ZM200 111V112H199ZM201 111H202V113H201ZM212 111V112H211ZM219 111V112H218ZM222 111V114H224L225 115V117L227 118L225 121H223V122H225V124L224 123H221L222 125H221V127L218 129L219 131H217L218 132V134L216 133L215 134V136H214V134H212V136L211 137H204L205 135H204V133L207 131V129H210V127L212 126V125H214L212 122H210V123H212V124H210L209 123V120L210 119H212V118H210L211 117V113H213L212 114V116L214 115V119H215V117H216V115H218L217 113H220ZM226 111V112H225ZM231 111V112H230ZM249 111V115H248V112ZM28 112V113H27ZM65 114H64V113ZM104 112V113H103ZM141 112V113H142ZM204 112V113H203ZM211 112V113H210ZM224 112V113H223ZM245 114H244V113ZM253 112H254V114H253ZM39 113H41V114H39ZM60 115H59V114ZM63 113V114H62ZM71 113V114H70ZM73 113V114H72ZM101 113H103L102 114V116H101ZM107 113V115H109ZM111 113V112H110ZM192 113V114H191ZM199 115H198V114ZM207 113V114H206ZM208 113H210L209 115H208ZM27 114V115H26ZM30 114V115H29ZM33 114V115H32ZM39 114V115H38ZM54 114V115H53ZM69 114V115H68ZM189 114V115H188ZM221 114V113H220ZM220 114H219V116H220ZM221 114V115H222ZM235 114V115H234ZM253 114V115H252ZM16 115V116H15ZM47 115V116H46ZM50 115V116H49ZM148 115V112H147V114L145 115V114H143V116H141V118L142 119H144L145 117L144 116H147ZM150 115H151V113H150ZM203 115V116H202ZM205 115V116H204ZM229 115V116H228ZM243 115V116H242ZM246 115V116H245ZM14 116V117H13ZM22 116V117H21ZM43 116V117H42ZM58 116V117H57ZM60 116H62V118L60 119L59 117ZM65 116V117H64ZM152 116V115H151ZM153 116H154V114H153ZM161 116H159V117H161ZM165 116V117H164ZM195 116V117H194ZM208 116V117H207ZM11 117V118H10ZM27 117V118H26ZM30 117V118H29ZM45 117H47V118H45ZM57 117V118H56ZM95 117V118H94ZM158 117V118H159ZM164 117V118H163ZM193 117V118H192ZM218 117V116H217ZM221 117V116H220ZM222 117H223V115H222ZM230 117H231V119H230ZM236 117V118H235ZM14 118H16V119H14ZM28 118H29V120H28ZM51 118H52V120H51ZM104 118H106V115L104 116ZM146 118H148V116L146 117ZM151 118V117H150ZM150 118H148V119H150ZM157 118V119H158ZM166 118V119H165ZM198 118V119H197ZM204 120H202V119ZM18 119V120H17ZM31 119H32V121L34 122V124L33 123H30V122H32L31 121ZM44 119H47V120H45V121H43ZM147 119V120H148ZM188 119V120H187ZM223 119H225V118H223ZM9 120H13V122L12 123H14L13 124V127H9L8 125H10L9 124ZM23 120V121H22ZM49 120V121H48ZM56 120H57V122H56ZM63 122H62V121ZM106 120V119H105ZM144 120H146V119H144ZM18 121V122H17ZM51 121V122H50ZM52 121H53V123H52ZM158 121H160L159 119H158ZM189 121V122H188ZM194 121H196V122H194ZM211 121V120H210ZM214 121V120H213ZM227 121V122H226ZM263 121V122H262ZM8 122V123H7ZM16 122H17V124H16ZM41 122V123H40ZM60 122H61V124H60ZM85 122V123H86ZM91 122V121H90ZM108 122V121H107ZM200 122V123H199ZM257 122V123H256ZM1 123L3 124V125H1ZM11 123V124H12ZM54 123H55V125H54ZM95 123V122H94ZM104 123H106L105 121H104ZM190 125H189V124ZM192 123L194 124V125H192ZM205 123H206V125L208 124V127L209 128H207L206 129V125H205ZM228 123V124H227ZM230 123V124H229ZM255 123L257 124V125H255ZM7 124V125H6ZM26 124V125H25ZM41 124H43V125H41ZM52 124V125H51ZM57 124V125H56ZM87 124V123H86ZM86 124H84V125H86ZM131 124V123H130ZM184 124V125H183ZM209 124H210V126H209ZM21 125V126H20ZM23 125V126H22ZM40 127H39V126ZM45 125V126H44ZM51 125V126H50ZM163 125H161V129L164 127ZM192 125V126H191ZM217 125V124H216ZM225 125V126H224ZM6 126H8V127H6ZM11 126V125H10ZM31 126H33L32 128H31ZM44 126V128H41V127H43ZM56 127V128H54V127ZM88 126V125H87ZM86 126V127H87ZM90 126V125H89ZM134 126V125H133ZM145 128H147V126H145V125H143ZM142 126V130H144V132H146L145 131V129H144V127ZM163 126V127H162ZM187 126V127H186ZM198 126V127H197ZM218 126V125H217ZM219 126H220V124H219ZM4 127H5V129H4ZM23 127H25V128H23ZM26 127H29V128H26ZM53 127V128H52ZM76 127H77V125H76ZM129 127V126H128ZM195 127V128H194ZM48 128V129H47ZM72 128V129H71ZM125 128V127H124ZM124 128H123V130H124ZM201 128V129H200ZM259 128V129H260ZM6 129H8V130H6ZM16 129V130H15ZM26 130V132H24L25 130ZM29 129V130H28ZM31 129V130H30ZM43 129H44V131H43ZM53 129V130H52ZM68 129V130H67ZM75 129V128H74ZM134 129H135V126H134ZM183 129H184V132H183ZM216 129V130H217ZM15 130V131H14ZM147 130V129H146ZM154 130V129H153ZM156 130V129H155ZM159 130V129H158ZM181 130H182V134H180L181 133ZM216 130H215V132H216ZM223 130V131H222ZM10 131V132H9ZM14 131V132H13ZM29 131V132H28ZM68 131V132H67ZM129 131V132H128ZM148 131V130H147ZM160 131H158V132H160ZM188 131V132H187ZM253 131V132H254ZM7 132V133H6ZM67 132V133H66ZM73 132V130L71 131V133ZM126 132H128V133H126ZM134 132H135V130H134ZM157 132V133H158ZM162 132H160L159 134H162ZM166 132V133H165ZM169 132V133H168ZM171 132H173L172 134H171ZM240 132V133H239ZM5 133V134H4ZM21 133V134H20ZM26 133V134H25ZM50 133V134H49ZM63 133V134H62ZM88 133V132H87ZM131 133V134H130ZM192 133V134H191ZM207 133V132H206ZM205 133V134H206ZM223 133V134H222ZM249 133V132H248ZM248 133H246V134H248ZM22 134H24V135H22ZM156 134V131H155V133H154V135ZM169 134V135H168ZM185 134V135H184ZM220 134H221V136H220ZM239 134H241V135H239ZM250 134V133H249ZM252 134V133H251ZM22 135V136H21ZM137 134H135V136H136ZM153 135V136H154ZM158 135V134H157ZM156 135V136H157ZM180 135V136H179ZM204 135V136H203ZM234 135H235V137H234ZM243 135V137H244V140H245V136ZM4 136V137H5ZM13 136H15V138H13ZM21 136V137H20ZM50 136H51V138H50ZM55 136V137H54ZM114 136V137H113ZM155 136V137H156ZM160 136V135H159ZM158 136V138H160ZM168 136H169V138L170 139H166V138H168ZM184 136V137H183ZM186 136H190L189 138L188 137H186ZM203 136V137H202ZM231 136H233L232 138H231ZM247 136V135H246ZM57 137V138H56ZM89 137V136H88ZM105 137V138H104ZM116 137H118L119 139H117ZM148 137H151V138H148ZM162 137V138H163ZM227 137H229V138H227ZM12 138H13V140H12ZM90 138V137H89ZM126 138V139H125ZM128 138V139H127ZM134 140H133V139ZM137 138H139L140 139V141H139V139H137ZM142 138V139H141ZM49 139V140H48ZM50 139H51V142H50ZM63 139V138H62ZM61 139V140H62ZM64 139V140H65ZM85 139V138H84ZM83 139V140H84ZM107 139H108V141H107ZM122 139V140H121ZM131 141H130V140ZM149 139V140H148ZM195 141H194V140ZM199 139V140H198ZM202 139V140H201ZM230 139V140H229ZM234 139V141H235V143H233V140ZM44 140V141H43ZM46 140H48V141H46ZM103 140V141H102ZM106 140V141H105ZM111 140V141H110ZM121 140V141H120ZM181 140V139H180ZM243 140V141H244ZM247 140V139H246ZM245 140V141H246ZM42 141H43V143H42ZM47 143H46V142ZM63 141V140H62ZM61 141V142H62ZM104 141L106 142L105 144H104ZM119 141H120V143H119ZM129 141V142H128ZM139 141V142H138ZM222 141V142H221ZM9 142V143H8ZM60 142V143H61ZM103 144H102V143ZM46 143V144H45ZM51 145H50V144ZM57 144L56 146H55V148H53L54 146H52V145H54V144ZM87 143H89L90 145L88 146V144ZM109 143V144H108ZM127 143V144H126ZM185 143H186V145H185ZM187 143H188V145H187ZM193 143V144H192ZM231 143V144H230ZM246 143H248V142H245V145H246ZM261 143H263V144H261ZM261 143H257V146H255L253 149V151H252V154H251V157H250V161L248 160V165H246V168L247 169H249V170H251V172H253L252 174H253V176L255 177L254 179H255V181H253L252 180V182H254L253 184H251L252 185V187L254 186V188H252L251 187V190L252 189H254V193L253 194H255V193H258L259 191H260V193L259 194H261V192H262V195L261 196H259V195H256L255 194V197L256 196H259V198H255L253 201H247L246 203H247V205L246 204H243V205H246V206H243L244 208V210L242 209V210H240L241 212H239V213H236V214H234V216L232 215V216H229V217H221L222 215H224V214H222V213H220V215H219V217H220V219L219 220H217V222H214V221H211V222H209V220H210V218H212V217H208V220H207V217L205 216V215H203L204 217L203 218H205L206 220H204L203 222H199V219L201 220L202 218H199L198 219V223L197 224H200L199 226L197 225V227L194 229V228H191L190 230H192V229H194L193 231H191V237H190V239H192L191 241H189L187 244L186 243H184L185 245H181V243H178L177 244V242H176V239H174V240H170V239H167V240H165L164 239V241H163V243H162V245H161V252L159 251V252H154V251H156V250H154L153 252L151 251L152 250V248H150L149 249V251H151L150 252V254H152V257L151 258H148L149 259V262L148 261H144L145 262V264H147V262L149 263V264H179L180 263V261L181 262H183V261H186L187 259H189V258H191V257H193V256H196V258H199V263L198 264H246V262H248V259H253V261H252V263L251 264H264V196H263V193H264V191H262L263 189L261 188V186H264L263 184H264V142L262 141ZM85 144H87V145H85ZM118 144H119V146H118ZM133 144V142L131 143V145ZM141 144V145H140ZM218 144V145H217ZM221 144V145H222ZM35 145H36V147H35ZM41 145V146H40ZM42 145H43V147H42ZM93 145V146H92ZM94 145H95V147H94ZM102 145H104V146H102ZM124 145H126V146H124ZM131 145H130V147H131ZM180 145V146H179ZM259 145V146H258ZM260 145H261V147H260ZM35 147V149H34V147ZM45 146V147H44ZM97 146V147H96ZM146 146V147H145ZM175 146V145H174ZM192 146V147H191ZM47 147V148H46ZM50 147H51V149H50ZM94 147V148H93ZM128 147V148H127ZM228 147V146H227ZM234 147V146H233ZM32 148V149H31ZM38 148V149H37ZM46 148V149H45ZM76 148H78V149H76ZM100 148V149H99ZM25 149H26V151H25ZM31 151H30V150ZM38 151H37V150ZM51 150V152H50V150ZM74 149H76V150H74ZM99 149V150H98ZM102 149V150H101ZM118 149H120V150H118ZM127 149V150H126ZM139 149H137V150H139ZM171 149V150H170ZM18 150H19V154H20V152H21V160H19V161H21V163L20 162H17V163H19V165H17V167H16V165H15V163L13 164V162H14V158H13V155L15 156V158H16V153L18 152ZM41 150V151H40ZM46 151V150H49V151H47V152H50V156L48 155L47 156V158H45L44 157V155L41 157L40 155L43 153L42 151ZM74 150V151H73ZM132 150V149H131ZM228 150L229 149H227L225 152H228ZM33 151H34V153H37L39 156H37V159H36V163L35 164H32V162H26L27 161V159H28V157L30 156V154L32 155L33 154ZM57 151V152H56ZM96 151V152H95ZM100 151V152H99ZM112 151V152H111ZM129 151V150H128ZM134 151H136V150H134ZM145 151V152H144ZM208 151V152H209ZM219 151V150H218ZM230 151V150H229ZM14 152V153H13ZM24 152H27V153H24ZM40 152V153H39ZM42 152V153H41ZM120 152V153H121ZM138 152V151H137ZM149 152V151H148ZM147 152V153H148ZM163 152V153H164ZM170 152V153H169ZM44 153H46V152H44ZM43 153V154H44ZM52 153V154H51ZM55 153H56V156H54L55 155ZM57 153H58V155H57ZM119 153V154H120ZM131 153H133V151L132 152H130L129 151V154H130V156H131ZM139 153V152H138ZM139 153V154H140ZM200 153V154H201ZM255 153H256V155H255ZM18 153H17V155H19ZM29 154V155H28ZM122 154V153H121ZM196 154V155H195ZM204 154H206V152L204 153ZM24 155V156H23ZM28 155V156H27ZM98 155V156H97ZM101 155V156H100ZM189 155V156H188ZM227 155V156H226ZM250 155V154H249ZM23 156V157H22ZM57 156H59V157H57ZM253 156V157H252ZM39 157V158H38ZM51 157H53V159L51 158ZM193 157V158H192ZM231 157V158H230ZM249 157V156H248ZM22 158H24V159H22ZM27 158V159H26ZM42 158V159H41ZM88 158H89V160H88ZM93 158V159H92ZM252 158V159H251ZM253 158H256L255 160L253 159ZM260 158V159H259ZM20 159V158H19ZM47 159V160H46ZM51 159V160H50ZM103 159V160H102ZM194 159V160H193ZM259 159V160H258ZM22 160H24V161H22ZM254 160V161H253ZM262 160V161H261ZM35 161V160H34ZM34 161H33V163H34ZM63 161H65V162H63ZM155 161V162H154ZM158 161V162H157ZM185 161V162H184ZM192 161V163H190ZM214 161V162H213ZM235 161V160H234ZM233 161V162H234ZM25 162V163H24ZM82 162V163H81ZM103 162H102V166H99V167H96V169L98 168H102L103 167ZM251 162H253V163H251ZM16 163V164H17ZM77 163H79V164H77ZM92 163H94V164H92ZM188 163L189 164H191L190 166H186V167H188V168H186L185 167V165H188ZM249 163H251V164H249ZM85 164V163H84ZM92 164V165H91ZM180 164H182V165H180ZM235 164V163H234ZM245 164H247V163H245ZM254 164V165H253ZM260 164H261V166H260ZM12 165V166H11ZM13 165H15V168H14V166ZM23 167H22V166ZM32 165V166H31ZM34 165V166H33ZM64 165V166H63ZM76 165H78V166H76ZM150 165V166H149ZM175 165V166H174ZM28 166V167H27ZM29 166H31L32 168L30 169L29 168ZM62 166H63V168H62ZM98 166V165H97ZM180 166V167H179ZM259 166V167H258ZM25 167L27 168V170H24L25 169ZM76 167V168H75ZM78 167V168H77ZM82 168H80V171L81 172H79L78 174H77V176L81 173L82 174V169L83 170H85V171H87L88 170V167H86V169L84 168L85 166H81ZM147 167V168H146ZM185 167V168H184ZM196 167V166H195ZM194 167V168H195ZM249 167V168H248ZM262 167V168H261ZM14 168V169H13ZM21 168V169H20ZM62 168V169H61ZM73 168H75V169H73ZM92 168V167H91ZM90 167H89V169H91ZM94 168V167H93ZM177 168V169H176ZM179 168V169H178ZM181 168V169H180ZM185 169V170H183V169ZM257 170H256V169ZM13 169V171H11ZM17 169V170H16ZM30 169V170H29ZM65 169V170H64ZM71 169V170H70ZM188 169V170H187ZM246 169V170H247ZM259 169V170H258ZM155 170V171H154ZM157 170V171H156ZM164 170V171H163ZM183 170V172L185 171L186 172V170H187V172L188 173H186L185 174V172H184V174L183 175H179L178 176V174H174L173 172H176L177 171V173H180L181 174V172H178V171H182ZM263 170V171H262ZM64 171V172H63ZM85 171H83V173L84 174H86L87 172H85ZM135 171H136V173H135ZM141 171V172H140ZM163 171V172H162ZM25 172V173H24ZM29 172V173H28ZM75 172V173H76ZM137 172L138 173H140V174H137ZM144 172V173H143ZM146 172V173H145ZM161 173L162 175H166L168 172L171 174L172 173V177L170 176L169 178H167V181H166V183H163L162 181L160 182V183H158L157 181H156V179H155V175H157L158 173ZM205 172V173H204ZM257 172V173H256ZM261 172V173H260ZM27 173V174H26ZM75 173H73V174H75ZM149 173V174H148ZM58 174V175H57ZM131 174V175H130ZM160 174V175H161ZM197 174V175H196ZM251 174V175H252ZM144 175H145V177H144ZM150 175V176H149ZM188 175V176H187ZM194 175V176H193ZM207 175V176H206ZM263 175V176H262ZM5 176H7V180H5L6 179V177ZM39 176H40V178H39ZM43 178H42V177ZM54 176V177H53ZM80 176V175H79ZM81 176H83V174L81 175ZM139 176V177H138ZM152 176H153V178H152ZM167 176H168V174H167ZM167 176H162L163 177V179L162 180H166V179H164V178H166ZM253 176H252V179H253ZM58 177V178H57ZM183 177V178H182ZM194 177V178H193ZM210 177V178H209ZM177 178V179H176ZM8 179L10 180V181H8ZM43 179V181L40 183V181ZM53 179H54V181H53ZM155 181H154V180ZM182 179V180H181ZM186 179V180H185ZM260 179H262V180H260ZM50 180V181H49ZM127 180H128V182H127ZM151 180V181H150ZM205 180V182H203V181ZM209 180V181H208ZM214 180H215V182H214ZM6 181H8V182H6ZM154 181V182H153ZM169 181V182H168ZM197 181H202L203 183H210V184H208V187H210L209 189L210 190H207V191H209L207 194L205 193V198L203 199V200H201V202L200 201H197V200H195L194 199V194H192V191H195V190H197L196 189V186L198 185V183H199V187L203 184H201L200 185V182H198L197 183ZM10 182H12V184L10 183ZM37 182V183H36ZM50 182V183H49ZM124 182V183H123ZM147 182V183H146ZM149 182H150V184H149ZM183 182V183H182ZM48 183V184H47ZM58 183V182H57ZM155 183V184H154ZM164 185H163V184ZM216 183V184H215ZM261 183V184H260ZM40 184V185H39ZM169 184H170V186H169ZM197 184V185H196ZM260 184V185H259ZM6 185V186H5ZM124 185V186H123ZM166 185V186H165ZM207 185V184H206ZM211 185V186H210ZM223 185H225L226 187H227V185H229V187H230V189H229V192L228 193H223L222 191L223 190H221V186H223ZM159 186V187H158ZM176 188H175V187ZM257 186H258V188H257ZM11 189H10V188ZM191 187L192 188H195V190L194 189H192L191 190ZM198 187V186H197ZM198 187V188H199ZM201 187H203V186H201ZM228 187V188H229ZM7 188V189H6ZM36 188V189H35ZM115 188V189H114ZM143 188V189H142ZM175 188V189H174ZM257 188V189H256ZM29 189H31V191H29ZM131 189V190H130ZM256 189V190H255ZM2 190V191H1ZM8 190V191H7ZM43 190V191H44ZM143 190V191H142ZM167 190V191H166ZM199 190V189H198ZM36 191V192H35ZM121 191V192H120ZM138 191V192H137ZM166 191V192H165ZM175 191V192H174ZM182 191V192H181ZM27 192V193H26ZM38 192H40V190L38 191ZM42 192V191H41ZM88 192H90V191H87V194H88V196H87V194H86V192L84 193V199L85 200H89V199H92L95 195H94V193H92V192H90V193H88ZM252 192V191H251ZM251 192H250V194H251ZM24 193V194H23ZM30 193V194H29ZM118 193V194H117ZM133 193V194H132ZM141 195H140V194ZM170 193V194H169ZM188 193V194H187ZM22 194V195H21ZM68 194V195H69ZM183 194V195H182ZM242 194V193H241ZM68 195H67V198H68ZM69 195V196H70ZM107 195V196H106ZM131 195H132V197H131ZM138 195H140V196H138ZM172 195V196H171ZM189 195V196H188ZM26 196V197H27ZM70 196V197H71ZM90 196V197H89ZM170 196V197H169ZM182 196V197H181ZM185 196V197H184ZM188 196V197H187ZM254 195H252V199L254 198L253 197ZM69 197V198H70ZM126 197V198H125ZM130 197V198H129ZM135 197V198H134ZM176 198V200H175V202L173 201V199H175ZM184 197V198H183ZM250 197H251V195H250ZM68 198V199H69ZM160 199V201H163V203H164V201H166V199H172V202H174V204L173 203H171V205H168V207H166V205H165V208H160V201H159V203H157V200H159ZM183 200H182V199ZM186 198H188V199H186ZM261 198V199H260ZM17 199V201H15ZM80 198H78V200H79ZM106 199V200H105ZM122 199V200H121ZM165 199V200H164ZM190 199H192V200H190ZM197 199V198H196ZM252 199H250V200H252ZM12 200H14V202L12 201ZM83 199H80L79 200V202L80 201H82ZM99 200H98V202H99ZM104 200V201H103ZM10 201H12L11 203H10ZM84 201V200H83ZM120 201H122L121 203H119ZM178 201V202H177ZM182 201V202H181ZM207 201H208V203H207ZM225 201V202H224ZM18 202V203H17ZM155 203V205H156V208L153 206V204ZM169 202V201H168ZM170 202H171V200H170ZM234 202V203H233ZM248 202H250V203H248ZM75 203H76V205H75ZM110 203V204H109ZM144 203V204H143ZM157 203V204H156ZM200 203V204H199ZM205 203V204H204ZM225 203V204H224ZM228 203V204H227ZM104 204V205H103ZM113 204V205H112ZM170 204V203H169ZM216 204V205H215ZM218 204V205H217ZM103 205V206H102ZM151 205V206H150ZM157 205L159 206V207H157ZM203 205V206H202ZM6 206V207H5ZM102 206V207H101ZM171 206V207H170ZM212 206V207H211ZM216 206V207H215ZM55 207V206H54ZM96 207H98V208H96ZM139 207V208H138ZM150 207H154V208H150ZM164 207V206H163ZM209 207V208H208ZM215 207V208H214ZM3 208H4V211H3V214L1 215V213H2V210H3ZM53 208V207H52ZM71 208V209H70ZM145 208V209H144ZM166 208H168V209H166ZM213 208V209H212ZM246 208V209H245ZM70 209V210H69ZM107 209V210H106ZM109 209V210H108ZM133 209V210H132ZM136 209V210H135ZM155 209V210H154ZM66 210H67V212H66ZM69 210V211H68ZM135 210V211H134ZM162 211V213H161V211ZM211 210V211H210ZM218 210V211H219ZM48 211V212H49ZM60 211V212H59ZM63 211V212H62ZM157 211H158V214H157ZM169 211V212H168ZM191 211V212H190ZM200 211V212H201ZM6 212H7V210H6ZM91 212V213H90ZM93 212V213H92ZM111 212V213H110ZM144 212V213H143ZM149 212V213H148ZM187 212V213H186ZM201 212V213H202ZM52 213V214H51ZM113 213H114V215H113ZM125 213V214H124ZM153 213V214H152ZM195 213H197V212H195ZM217 213V212H216ZM93 214V215H92ZM59 215V216H58ZM186 215V216H187ZM194 215H197V214H194ZM199 215H200V213H199ZM209 215H211V214H209ZM50 218H49V217ZM116 216V217H115ZM134 216V217H133ZM149 216V217H148ZM186 216H185V218H186ZM46 217V218H45ZM68 217V216H67ZM66 217V214H65V218H63V217H61L62 219H63V221H62V219H60L61 221V223H63L64 222V220L67 218ZM202 217V216H201ZM69 218V217H68ZM68 218H67V220H68ZM2 219V218H1ZM107 219V220H106ZM40 220V221H39ZM149 220V221H148ZM1 221V220H0ZM39 221V222H38ZM116 221V222H115ZM151 221V222H150ZM182 221V220H181ZM208 221V222H207ZM221 221V222H220ZM44 222V223H43ZM70 222H72L71 223V225H70ZM119 222V223H118ZM122 222V223H121ZM180 222V221H179ZM178 222V224H180ZM186 222V220H184L183 221V223H185ZM213 222V223H212ZM5 224V223H4ZM10 224V225H9ZM27 224H30V225H27ZM48 224V225H49ZM73 224H74V226H73ZM77 224V225H76ZM113 224V225H112ZM141 224V225H140ZM145 224V225H144ZM186 224V223H185ZM185 224H183V225H185ZM215 224V225H214ZM64 225V223L62 224V226ZM112 225V226H111ZM119 225V226H118ZM150 225V226H149ZM181 225H182V223H181ZM263 225V226H262ZM12 226V227H11ZM41 226V227H42ZM60 226H61V224H60ZM68 226V227H67ZM70 226V227H69ZM149 226V227H148ZM207 226V227H206ZM2 227H3V229H2ZM14 227V228H13ZM200 227V228H199ZM206 227V228H205ZM12 228V229H11ZM19 228V229H18ZM23 228V229H22ZM26 228V229H25ZM67 228H68V230H67ZM77 228V229H76ZM180 228V227H179ZM212 228V229H211ZM15 229V230H14ZM77 231H76V230ZM105 229V230H104ZM138 229V230H137ZM205 231H204V230ZM3 232H2V231ZM62 230V229H61ZM73 230V231H72ZM79 230V231H78ZM104 230V231H103ZM110 230V231H109ZM131 230V231H130ZM202 230V231H201ZM10 233H9V232ZM13 231H16V232H14L13 233ZM53 232V234H52V232ZM47 232H49V231H47ZM62 232V233H61ZM69 232V233H68ZM127 232V233H126ZM136 232V233H135ZM151 232H153V233H151ZM238 232V233H237ZM66 233H68V234H66ZM142 233H141V235H142ZM151 233V234H150ZM46 234V233H45ZM55 234V235H54ZM140 234V233H139ZM143 234V236L144 237H146L145 235ZM176 234V233H175ZM235 234H236V236H235ZM5 235V236H4ZM9 235V236H8ZM15 237H14V236ZM17 235H21L20 237L19 236H17ZM44 235V234H43ZM72 235V236H71ZM178 235V233L175 235V236H177ZM226 235V236H225ZM59 236V237H58ZM75 236V237H74ZM197 236V237H196ZM224 236V237H223ZM237 236H238V238H237ZM3 237V238H2ZM14 237V239H16V237L18 238V241L16 242V240H15V242L16 243H14V239H10V238H13ZM58 237V238H57ZM227 239H226V238ZM8 238V239H7ZM63 238V239H62ZM142 238V237H141ZM222 238V239H221ZM239 239V240H237V239ZM137 239V240H136ZM148 239H150V237L148 238ZM172 239V238H171ZM223 239H225L224 240V242H222L221 240H223ZM4 240H6V241H4ZM51 240V242H49ZM55 240H57V241H55ZM114 240V241H113ZM135 240V241H134ZM140 240V239H139ZM139 240L137 241V243L139 242ZM234 240V241H233ZM9 241V242H10ZM61 241H63V242H61ZM66 241H68V242H66ZM128 241V242H127ZM153 240H151V242H152ZM192 241H193V243H192ZM221 241V242H220ZM225 241H227V242H225ZM232 241H233V243H232ZM54 244H53V243ZM65 242V243H64ZM115 242V243H114ZM170 242V244H168ZM220 242V243H219ZM34 243V244H33ZM43 243V244H42ZM113 243V244H112ZM129 243H128V245H129ZM134 243H132V244H134ZM166 243V244H165ZM175 243L177 244V245H175ZM215 243V244H214ZM218 243V244H217ZM222 243V244H221ZM44 244H45V246H44ZM47 244V245H46ZM104 244V245H103ZM164 244V245H163ZM172 244H174V246H172ZM183 244V243H182ZM191 244V245H190ZM226 244V245H225ZM0 245V246H1ZM40 245V246H39ZM43 245V246H42ZM122 245V244H121ZM134 245V246H135ZM218 245V246H217ZM65 246H67V247H65ZM131 246H133V245H131ZM162 246H163V248H162ZM175 246L177 247V248H175ZM215 246V247H214ZM233 246V247H232ZM58 248L59 247V251H58V249H57V251H56V249H53V248ZM63 247H64V249H63ZM231 247V248H230ZM95 248V249H94ZM166 248V249H165ZM190 248V249H189ZM195 248V249H194ZM198 248V249H197ZM224 249V253L222 254V255H215L214 253H215V249ZM228 248V249H227ZM164 251H163V250ZM170 249H171V251H170ZM177 249V251H175ZM21 250V251H20ZM28 250V251H27ZM53 250H55L56 251V253H53V252H55V251H53ZM102 250V249H101ZM194 250V251H193ZM229 250V251H228ZM15 251V252H14ZM94 251H95V255L92 257V255L94 254ZM98 251V250H97ZM176 253H175V252ZM193 251V252H192ZM228 251V252H227ZM166 252V253H165ZM169 252V253H168ZM214 252V253H213ZM35 253V254H34ZM72 253V254H71ZM155 253V254H154ZM162 253V254H161ZM167 253H168V255H167ZM174 253V254H173ZM200 253H201V255H200ZM46 254H47V256H46ZM83 254V255H82ZM149 254V256H151ZM177 254V255H176ZM9 255V256H8ZM53 255V256H52ZM124 255V254H123ZM126 255V254H125ZM124 255V256H125ZM153 255H154V257H153ZM210 255V256H209ZM38 256V257H37ZM124 256H122V254L120 255V257H122V258H120V260H122L121 262H120V260L119 259H117V260H119L118 261V264H120V263H124V259H125V261L127 260L126 258H128V257H124ZM166 256V257H165ZM255 256V257H254ZM4 257V258H3ZM6 257V258H5ZM70 257V258H69ZM136 257V259L134 258V260H138L137 259V256H135ZM139 257V256H138ZM156 257V258H155ZM160 257V258H159ZM201 257V258H200ZM24 258V259H23ZM25 258H26V261H25ZM43 258V259H42ZM52 258V259H51ZM75 258V259H74ZM91 258L93 259V260H91ZM119 258V257H118ZM158 258V259H157ZM173 258V259H172ZM214 258H216V259H214ZM14 259V260H13ZM87 259V260H86ZM161 259V260H160ZM209 261H208V260ZM258 259V260H257ZM8 260V261H7ZM39 260H42V261H39ZM45 260V261H44ZM51 260V261H50ZM67 262H66V261ZM69 260V261H68ZM151 260V261H150ZM169 260H170V262H169ZM196 260H198V259H196ZM201 260V261H200ZM27 261H29V262H27ZM49 261V262H48ZM80 261H82V262H80ZM214 261H215V263H214ZM44 262V263H43ZM54 262V263H53ZM57 262V263H56ZM169 262V263H168ZM175 262H178V263H175ZM198 262V261H197ZM196 262V263H197ZM200 262H202V263H200ZM25 263V264H26ZM91 263H93V262H91ZM90 263V264H91ZM137 264L138 263H140V262H136ZM195 263V264H196ZM70 264V263H69ZM142 264V263H141Z\"/></svg>",
  "mask_w": 264,
  "mask_h": 264
},
{
  "label": "bare ground",
  "instance_id": "obj_2",
  "mask_svg": "<svg viewBox=\"0 0 264 264\" xmlns=\"http://www.w3.org/2000/svg\"><path fill=\"white\" fill-rule=\"evenodd\" d=\"M56 2V0H0V22H2L3 21V19H2V17H4L3 15L5 14V15H7V14H17V13H19V14H22L23 13V15H20V16H22L21 18H23V19H20V21L19 22H21V23H19V22H17L16 24H12V23H10V24H7L5 21V23H6V25L8 26V25H11V26H8V27H11V28H9L10 30H11V33H12V35H13V32H14V35H13V38H18V36H19V38L21 39V42L19 41V43L22 45V48L20 49V50H22L21 51V53H27V54H24V58H22L21 56H20V59H17L18 57L17 56H15V57H13V55L12 56H9L7 59L5 58V61H9V63H11L10 64V66L12 65V66H14L15 64H17L16 66H20L19 64V61L18 60H20V62L24 59V63H23V61L21 62V66L23 67V69L22 68H20L21 70H26L25 72L24 71H21V72H23V73H21L22 75H20V76H18V77H16V78H14L13 80H10L9 82H4L5 84H12L11 86H13V88H14V90H15V88L17 89V88H19V86L22 84H24V83H22L26 78L25 77H28L29 75H32V77L34 78L35 76H37L38 78H40V75H42V74H44V72H43V69H44V66H45V64H46V66H47V69L49 68L50 69V72H51V69L53 68V67H57V66H60L61 65V63L60 62H62L63 61V59H67V60H73L74 58H76L79 54L81 55L82 53L83 54H85L86 52H87V49H89L91 46H93V48L92 49H94L95 47L94 46H96V48H99L100 47V45L103 43V44H107L108 43V45H115V44H118L117 46H124V44H122V43H116L115 41L114 42H109V40H107L106 38V40H107V42H105V40L104 41H101V40H96L95 38H94V40L96 41H94V42H92V44H90V43H88L89 44V46H87L86 44L87 43H82V44H80L82 41L84 42V38L83 39H79V38H82V36H84V31L85 30H87V29H90V27H92L93 26V24L92 23H94L95 24V22H96V19L92 16V18H94V19H92L91 18V16H87L84 20L83 19H81L79 16H80V13H79V15H78V12L79 11H82L83 10V7H84V2H80V4L79 3H75L74 1H73V3L74 4H76L75 6H79V5H81V9L82 10H78V9H80V8H77V10H76V8L74 7V6H72V2H71V4L70 5H68L67 4V6L66 5H64L63 6V8H62V10H64V11H58L59 12V14H60V17H59V14L58 13H56V15H58V17H55L53 14V18L52 19H54V20H48V22L47 21H45V22H42L43 23V27L45 28L44 30H45V32H44V34L46 35V28H47V30H48V28H50L51 26L53 27L55 24V26H57V25H59L60 27H62V28H59L58 27V33L56 32V34H54V36H51V35H49V36H46L45 37V35L43 36L44 38V40H39V39H37L36 40V38H35V29H33V26H35V24L38 22L37 20L39 19V17L40 16H38V15H40V13H41V16H42V12H43V8L45 9L47 6H48V4H50L49 6H52L53 5V2ZM67 1V0H66ZM80 1V0H79ZM86 1V0H85ZM92 1V0H91ZM101 0H96V2H95V4H97L98 2H100ZM121 1H123V2H121ZM124 1H125V3H129V4H127V5H132V4H134L133 2L135 1H133L132 3H131V1L132 0H102L101 1V4L102 5H107L108 4V6H110V7H108L107 6V8L109 9H111L110 11V15H109V12H108V17L110 18V26H108L107 24V26L108 27H110V29H109V33H111V31L113 30V29H116V30H119L125 23H126V21H127V19H128V16L131 18L132 16H133V19L135 18V17H138L139 19H140V17L142 18L143 16L145 17L146 15L144 14V13H146V11H148V10H150V12L148 11L146 14H147V16H148V14L150 15V13L152 12V14H151V17H152V15H153V13L154 14H156L157 16H156V18H154L151 22L150 21H146V22H150V24H145V25H148V27L147 28H150V29H153V30H155V29H158V30H155L156 31V35L157 36H159V35H161L162 36V40H163V38H165L166 39V42H168V40H167V38L166 37H168V39L169 40H171V42H172V39L173 38H175V37H177L178 39L179 38H181L180 36L181 35H183V33H185V35H186V29H188L189 27L191 28V26H193V25H190V23L192 22L193 23V20H192V18H195L196 17V15L198 16V18L196 17L195 19H197L198 20V23H199V25L200 26H198L197 25V27H199L198 29L200 30L199 31V33L200 32H202V34L200 35V34H198V36H197V46L195 45L194 47L196 48V49H194V53H193V55L191 56V57H197V59L198 58H200L201 56H202V58H204V55H205V58H206V54H207V56L209 55V52L211 53V51H212V47L215 45V44H217V45H215V48H217V46H220V47H224V46H222V45H218L219 43L217 42V41H215V39L216 40H218L217 39V34H220V33H217L216 34V36H215V33L213 32V34H214V36H213V34H211V32L212 31H214V28H215V30L216 29H218V32H220V30L222 31V32H224L225 33V31H226V29H228V31H229V29H231V27L229 28V26L230 25H233L234 24V26L232 27V29H231V33H229V32H227L226 34L228 35V33L230 34L229 35V37H230V41L228 42V40H227V45L225 46L226 47V49L225 50H228V47H232L231 49H230V51L232 52V54L234 53L235 54V52H236V54L232 57V55H231V59H230V57L228 56H226L227 54H225V56L224 57H226V58H224L223 57V55H222V57L220 58V60L221 61H217V62H214V61H212V62H210V64H209V61H207L208 63H207V65H206V61H203L204 62V65L202 66V63H200V65L201 66H199V64H198V66H196L195 68H188L187 66L188 65H186L187 63H188V59L190 58V56H188L187 54V58H185V56L186 55H183V57L184 58H181L182 57V55L180 56L178 53L179 52H177V54H178V56L180 57V58H178L177 56H175L174 54H176V53H173V52H171V51H169V54L168 53H166V56L165 57H162V55H160L159 56V60H158V58L157 59H155V63L154 62H152V64H147V65H143V62H141L140 63V60L137 62H135L134 61V63L132 62V58H130L131 59V65H130V62L128 63H123V65L122 66H119L120 65V63L122 62V60L120 61V59L119 58H121V57H118V56H116L115 57V59L114 58H112L113 60H116V58H118V60H117V62L115 61H113V60H111V65L109 66V67H111L112 68V66H116V63L118 64L119 63V65H117V66H119L120 68L122 67V71L120 72V69H119V71H118V73H117V80H116V77H114V79L112 80L111 79V82L109 83V81L110 80H107V82H106V80L103 78V76H102V70L100 71V69H102V67H101V65L98 63V61L97 62H95V63H92L93 62V60H92V65H96L95 67L94 66H92V69L93 68H97V66L99 65V67H98V69H99V71L101 72H99L97 69H93L94 70V72L96 73V70H97V74L96 75H98V76H96L97 78H95L93 81H94V84H93V82H92V84H90L89 85V87H88V85H87V87H88V90L85 88V90H82V89H80V88H78L79 89V91L80 90H82V91H78L79 93H81V94H79V93H77V95L75 96V94H76V92H77V89L74 91L75 93L73 94V90H72V92H69L70 94L72 93L73 95H74V97L76 98L75 100H74V98H71L73 95L71 94V95H69V93H67V97H68V99H67V97H66V95H64L63 96V98H66L65 100L63 99L62 101H58V102H52V103H57V104H54V106H53V104H52V106L53 107H50L51 105V101H53V100H51L49 103L50 104H48V109H46L45 110V108H47V107H43V106H45V105H47V103H45V105L44 104H39V106L38 107H40V109H41V111H43V109H44V112L45 111H49V109H51L52 111L51 112H56V110H58L57 112H59V110H66V112L67 111H72L73 110V108L76 106L77 107V105H79V103L77 104V105H73V104H76L77 102H74V101H77V99L78 98H81V97H79V96H82V95H86L87 93H86V90L89 92L88 93V95L87 96H89L90 94H94L95 96L97 95H99V94H97V93H100V92H98V90H97V88H98V86H99V89L101 88V87H105L106 86V84L107 85H112L113 84V86H114V83H112V82H118V83H116V84H118L119 85V83H121V84H123V83H127L128 81H130V79H131V81H130V83H132V82H134L135 80H134V78H136L135 76H137V74H136V72H138V71H136V66L138 67L139 65V67L141 68V66L143 67L141 70L145 73L146 72V69H147V72H150V74H153V75H155V72L157 71L158 72V70H159V68L161 69L162 67L161 66H165V64H167V63H165L164 64V62H165V60L167 61H169V63H170V65H167V66H170V70L172 69L171 67H173V68H177V70H182L183 68H180V67H182L183 66V64L185 65V66H183L185 69H186V72H185V69H183L182 71L180 70V71H177L176 69H172V70H174V71H172L170 74H176L177 72H179V73H177L178 75H183V73L185 74V78H184V76L182 77H179L177 74H176V77L173 75H168V76H165V77H168L167 79H164V78H162V80H161V83H160V80L158 81L159 82V86H149L150 88L151 87H156V88H152L151 90H150V88H147V89H144V90H149V91H145L146 92V94L148 93V92H150L149 94L150 95H146V96H149L148 98L143 94V95H140V98L143 96V98H141V99H139V97L138 96H136V98L138 97V99H136L135 97H132L133 98V100L134 99H136L135 101H133V104H132V98H129V99H131L130 101H129V99H126V101L125 102H130V105H131V107H128V106H130V105H128V103H124V100H125V98H127L126 97V95H127V93L126 94H123V93H125V91L124 92H122V93H120V94H123L124 96V100H123V98H120L121 99V101L120 102H118V104L120 103H122L121 105H119L120 107H118L117 106V108H119L117 111H116V108L115 109H111L112 111H110L109 113L108 112H103V113H101V116H102V114L105 116L106 115V118H104V116H102L101 118H99V120L100 119H102V120H104L106 123H104V121L102 122L101 120L100 121H98L97 120V122H96V120L94 121V122H92L93 121V119L91 120V118H90V120H87V121H89V124H88V122H86V121H84L83 120V122H81L82 124H76L77 125V127H76V125H75V127H73V132L71 133V131H69L70 133H69V135L70 136H68V134H67V139H65L64 137H65V135L66 134H64V137H61L60 139L59 138H57L56 140H54L53 139V141H56V143L58 142V140H60V142L58 143V145L57 144H54V145H52V146H54L53 148H55V146L60 150V144L63 146V147H61V148H63L62 149V153H63V156H64V158L66 157L67 158V156L66 155H69V153L71 154V149H73L74 147H78L83 141L84 142H86V137H83L84 135H85V133H86V135H87V138H88V140H87V142H89V139L91 140L90 142L91 143H95L96 141H99L100 139H101V136H103V135H105V137H110L111 135H114V134H116V136L120 133L121 134V132L122 131H126V129L128 130L129 128H130V130L132 129L131 127H133V131H131L133 134H132V136L135 138V137H137V136H139V135H141V134H143V133H145V135L147 134V135H150L151 133L154 135V133H155V131H156V134L153 136H151V137H154V138H152V141H150V143L152 142V144H151V146H152V148L150 147L148 150H147V152H145V153H140V152H142V151H140V147H139V145H138V143H137V141L135 142V140L134 141H132L133 142V144L131 145V143H130V145H131V147H130V145H129V148H131V149H128L130 152H132L133 151V153H131V156H130V154H129V151L127 150V151H125V152H127V157L125 156V154H124V156H123V153H124V151L122 150V152L121 151H119L118 153H115L116 155H114V154H112L111 155V157L110 156H108V157H106V158H104V160L106 161V162H103V167L101 168H97L96 169V167H99V166H102V162H101V164H99L100 162H99V160L98 161H95V163H96V166L95 165H92V164H94V163H92L91 165L92 166H90V164H89V167L91 168V169H89V167L88 166H86L87 164L86 163H90V162H84V163H82V165L83 166H85L84 168L86 169V167H88V170L87 171H85V170H83L82 169V174H83V176H81L82 174L80 173L78 176H77V174L79 173V172H81L80 171V168H82L81 166H79L80 168H79V171H71V172H69V173H72L71 175L69 174V176L67 175V177H66V179L65 178H62V180H61V182H59V180L56 182V184L54 183V184H51L50 185V187H47L44 191L42 190V189H39L40 190V192H36V193H34L33 195H29V196H24V197H22V200L18 203V204H10V206L7 204V206L8 207H6L7 209H5V211H4V208H3V210H2V213H1V215L3 214V211L5 212L4 214H3V216L0 218V224H2L3 223V225H6V223H8V222H10V223H13L12 225H15V226H19L20 225V223H22V222H26V221H30L31 223V225H32V222H34V221H37L38 220V218L40 219V217L42 216V215H44V216H46V214L45 213H50V211H51V209L53 210H57V209H59V207L60 206H64V205H66V204H68L67 202L69 201V203H70V201H71V204H72V200H70L71 198H72V196L71 195H73L74 197H76V199H75V201L74 202H76V201H78V203H77V205H76V203H75V205L77 206L76 208H74L73 209V211L71 212L70 211V213H71V216L72 217H70V214H68L69 212H67V210H66V212L67 213H65L66 214V217L68 218V220H67V218L64 220V225L62 226V224L63 223H61L60 221V219H62L61 217H63V218H65V214H59L58 216L59 217H57L56 218V220H55V217L56 216H54V218L52 219V223L51 224H49V222H51V221H49L48 223H46V225L47 226H42V225H39L40 227H38V224L36 225V222H35V224H34V227L32 228V229H29V231L25 234V236H24V238H25V241H26V243H25V245L26 244H30V242H34L35 240L37 241V240H41L42 238H43V236H46L47 234H49L50 233V230H53V232H55V236H57V235H62V234H60V231H64L63 230V228H64V226H65V224H69V220L72 218H74V220H76V218H77V220L76 221H79L81 218L83 219L84 217H83V213L86 211V208H84V207H90V206H96L97 204H99L100 203V200H99V198H98V195H100V190L102 189V190H104V189H106L105 191H108L109 189H112L115 185H117V184H120V186H121V184L122 183H118V182H121V181H123V180H125L126 179V177H128V173L129 172H133V170L134 169H137V170H139V169H141V167H143V166H147L149 163H151V161H153L155 158H160V155L162 154V156L165 154V153H167L168 151H166V152H164V150H166V149H168V148H176V145L179 143V142H183V140H184V138L182 139V137L180 136V138L178 139V138H174V136L175 135H171L170 137H172L173 136V138H169V136H168V138H166V139H170V140H162V139H164L165 137H163V132L164 131H167V130H164V128H165V125H163V123L162 124H160V123H158V122H161L162 121V116L165 114L166 115V117L168 116V114L167 113H169V112H172V111H168L169 109L168 108H170L171 106H174V105H176V103H178V101H180V99L181 100H185V99H188V101H190V100H194V96L197 94V93H203L204 92V90L206 89L207 91L205 92V93H207V92H209L210 91V95L211 96H209L208 94H200V96H198L197 95V97L196 98H202V96L203 95H205V98L207 99L208 97V99H210L211 97H214L215 95H219V93L225 88H228V90L231 92V90H234L236 87H238L237 85H244V86H246L247 87V91H249V92H247L248 93V96H246L247 98L246 99H248L249 97H250V99L252 98V96L251 95H253L252 93L254 92V91H252V90H255V88L257 89V87H256V84H258V79H260V80H262L263 78H264V48H261V49H256L255 48V50L253 49L252 51H251V53H250V58L248 57L249 55H247V57L246 56H242L241 58L242 59H244L245 58V60H242L241 58H240V56L241 55H243L242 54V52H244V50L240 47V46H243L242 45V42L245 40H243V38H246V40L247 39H251L252 37H250V36H252L253 34L254 35H259L260 33V35H263V33H264V15L260 12V15L258 14V16H259V19H254V18H256L257 17V11H256V9H258V7H259V5L258 4H256V1H252L253 2V5H252V3L249 5V7H247L246 9H244L245 10V13H244V10L243 11H241V15L244 17V16H246V14L248 13V11L249 10H251L252 12H253V14H254V11H255V14H256V17H251V16H248V14L251 12V11H249V13L247 14V16H246V18H249V19H251L252 18V20H253V22H252V20L250 21L249 19V21H247V19L244 17L243 19H246V22L243 20V22H242V18L241 19H239L238 21H237V19L235 18L233 21H235V23H238L237 25H235V23L231 20L230 21V23L229 22H227L226 23V21H225V24H222V28H223V26H224V28H223V30H222V28L220 29V28H218V26L219 25H217L218 23L217 22H219V21H216L217 20V18L219 17V16H217V18L216 19H212L211 21L214 23H216V25L215 24H213L210 20H207V17H206V15H208L209 13L211 14H216V10H217V13H218V9H216L215 7H217L218 6V8H219V5H220V8H222L224 5H226L227 3L226 2H228V1H224V0H222V2L221 3H219V5H217L218 3H216L215 5H211V7H213V8H211L210 9V7H208L209 5H208V3H207V5L205 4V2L204 3H202L203 5L201 6V5H199L201 8L200 9H198L199 8V6L198 7H196V10L198 9V12L199 13H197V14H195L194 12L195 11H193V9H191V7L188 5V3L191 5V4H195V6H197L196 5V2H198V0L196 1V0H184V1H182V2H185L186 4H187V6H186V4H185V8H184V6H182V5H180L179 3L181 2L180 0H179V3L177 2L178 0H140L139 2H136L135 1V6L136 7H134L133 5V7L135 8V12L134 11H132L131 12V14H130V12L129 11H131L132 9V6H131V8H130V10L128 9L129 8V6H127V9H126V5H124L123 7H122V5L123 4H125L124 3ZM128 1V2H127ZM130 1V2H129ZM200 1V0H199ZM202 1H204V0H202ZM211 1H213V0H211ZM215 1V0H214ZM232 2V0H229V2ZM92 2H94V1H92ZM92 2H89V3H91L92 5L94 4V3H92ZM104 2V3H103ZM118 2H120V4L118 3ZM181 2V3H182ZM188 2V3H187ZM228 2V4H231V2L229 3ZM234 2V1H233ZM232 2V3H233ZM259 2V0L257 1V3ZM65 3V2H64ZM122 3V4H121ZM213 3V2H212ZM256 5H258V6H256L255 7V4ZM52 4V5H51ZM73 4V5H74ZM79 4V5H78ZM91 4H90V6H91ZM98 4H100V3H98ZM97 4V5H98ZM100 4V5H101ZM178 4V5H177ZM60 5H62L61 3H60ZM217 5V6H216ZM243 5H245L244 3H243ZM41 6H43L42 7V10H40L41 9ZM46 6V7H45ZM55 6H56V4H55ZM66 6V7H65ZM95 6V5H94ZM179 6H182L184 9H182V7H181V10H180V8H179ZM192 6V8H194L195 6L194 5H191ZM222 6V7H221ZM232 6L233 5H231V8H232ZM241 6V5H240ZM251 6H252V8H251ZM53 7V6H52ZM65 7V8H64ZM125 7V8H124ZM190 7V8H189ZM227 7H229V5L227 6ZM37 8V9H36ZM91 8V7H90ZM133 8V9H134ZM226 8V7H225ZM230 8V9H231ZM238 8V7H237ZM241 8V7H240ZM255 10H254V9ZM48 9V8H47ZM105 9V8H104ZM202 9V10H201ZM208 9V10H207ZM214 9H216V10H214ZM262 9V8H261ZM49 10V9H48ZM152 10V11H151ZM201 10V11H200ZM208 11V12H204V11ZM214 10V11H213ZM254 10V11H253ZM21 11V12H20ZM23 11V12H22ZM25 11V12H24ZM42 11V12H41ZM56 11V10H55ZM77 11V12H76ZM210 11H212V12H210ZM39 12V13H38ZM46 12V11H45ZM76 12V13H75ZM84 12V11H83ZM214 12V13H213ZM219 12H221V10L219 11ZM247 12V13H246ZM251 12V13H252ZM26 13V14H25ZM53 13V12H52ZM74 13V14H73ZM194 13V14H193ZM205 13V14H204ZM208 13V14H207ZM223 13V12H222ZM233 13V12H232ZM251 13L249 14V15H251ZM259 13V12H258ZM44 14V13H43ZM64 14V15H63ZM75 14H77V15H75ZM144 14V15H143ZM193 14V15H192ZM235 14V13H234ZM240 14V13H239ZM2 15V16H1ZM62 15V16H61ZM141 15H143V16H141ZM195 15V17H192V16H194ZM214 15H212V16H214ZM24 16V17H23ZM25 16H26V18H25ZM74 16H75V18H77V17H79V18H77V20L76 19H74ZM82 16V15H81ZM119 16H121L120 18H122L121 20H120V18H119ZM123 16H124V18H123ZM126 16V17H125ZM205 16V17H204ZM260 16H261V18H260ZM13 17V16H12ZM88 17H90V18H88ZM150 17V18H151ZM173 17V18H172ZM176 17H180V18H177V19H180V20H177V22H179V24L176 22V24H174L173 26H175V29H178V28H176V27H180V30H182V29H185L184 31H178L179 32V34L180 35H178V32L174 29V27H173V29H170V28H172V27H168V28H165L164 27V25H162V27H161V32L159 33V29H160V23H161V21L163 22V23H166L165 22V19L166 18H168V19H170V18H172V19H170V20H175L176 19ZM211 17V16H210ZM215 17V16H214ZM231 17V16H230ZM235 17H236V15H235ZM6 18H7V16H6ZM5 18V19H6ZM24 18H25V20H24ZM73 18V19H72ZM138 18H135V20H139ZM149 18V19H150ZM175 18V19H174ZM209 18V17H208ZM239 18H240V16H239ZM15 19V18H14ZM17 19V18H16ZM45 19H46V17H45ZM70 19H72V21L73 22H71L70 21ZM106 19V18H105ZM125 21H124V20ZM226 20H228L227 18H225ZM11 20V19H10ZM9 20V21H10ZM119 20H120V23H119ZM130 20V19H129ZM190 20H191V22H190ZM206 20H207V22H206ZM240 20H241V22H240ZM254 20H256V21H254ZM37 21V22H36ZM57 21H59L60 23H58ZM69 21L71 22V24H74V21H76L75 22V26L73 25H71V24H69ZM140 21V20H139ZM166 21H169V20H166ZM176 21V20H175ZM223 21V20H222ZM12 22V21H11ZM41 22V21H40ZM57 22V23H56ZM98 22V21H97ZM103 22V21H102ZM137 22V21H136ZM248 22H251V23H248ZM63 24V25H60V24ZM123 23V24H122ZM128 23H129V21H128ZM127 23V24H128ZM162 23V24H163ZM171 23V22H170ZM170 23H168V24H170ZM175 23V22H174ZM191 23V24H192ZM196 22H195V20H194V24H195ZM197 23V24H198ZM222 23V22H221ZM39 24V23H38ZM54 24V25H53ZM91 24V25H90ZM117 24L119 25V26H117ZM168 24H166V25H168ZM14 25H16V26H14ZM68 25V26H67ZM89 25H90V27H89ZM144 25V26H145ZM238 25H240V26H238ZM5 26V25H4ZM38 26V25H37ZM70 26V27H69ZM121 26V27H120ZM126 26V25H125ZM202 26H203V30H202ZM205 26V27H204ZM8 27L5 29V31L7 32V33H10L9 32V30H8ZM84 27V28H83ZM85 27H87L86 29H85ZM142 27V26H141ZM220 27V26H219ZM239 27V28H238ZM35 28V27H34ZM83 28V29H82ZM111 28H113L112 30H111ZM131 28V27H130ZM138 28H140V27H138ZM145 29H146V26L144 27ZM193 28V27H192ZM195 28V27H194ZM237 28H238V30H240V29H242V28H244V29H242V31H239V32H236V31H238L237 30ZM2 29H4L3 27H2ZM39 29V28H38ZM43 29V28H42ZM56 29V28H55ZM61 29V30H60ZM80 29H82L81 30V34H82V31H83V34L81 35L80 34ZM85 29V30H84ZM198 29H197V31H198ZM233 29H236V31L235 30H233ZM39 30H41V29H39ZM50 30V29H49ZM137 30H139V29H137ZM189 30V29H188ZM187 30V31H188ZM192 30V29H191ZM2 31V30H1ZM35 31V32H34ZM107 31H108V29H107ZM146 31H147V29H146ZM208 31H210V32H208ZM232 31H235V32H233V34H232ZM34 32V33H33ZM38 32V31H37ZM43 32V31H42ZM50 32V31H49ZM52 32V31H51ZM55 32V31H54ZM137 32V31H136ZM177 32V33H176ZM189 32V31H188ZM191 32V31H190ZM215 32H217V31H215ZM222 32H221V34H222ZM33 33V34H32ZM39 33V32H38ZM48 33V32H47ZM151 33H154L153 31H151ZM211 34L210 36H209V34ZM253 33V34H252ZM256 33V34H255ZM257 33H259V34H257ZM37 34V33H36ZM116 34H118V32H116V31H112V35L113 36H115ZM149 34V33H148ZM175 34L177 35V36H175ZM189 34V33H188ZM187 34V35H188ZM191 34H193L192 32H191ZM190 34V35H191ZM197 34V33H196ZM220 34V35H221ZM53 35V34H52ZM119 35V34H118ZM117 35V36H118ZM146 35V33H144V36ZM163 35L165 36V37H163ZM199 35H200V40H201V43L199 42L200 40L198 39V37H199ZM223 35V34H222ZM227 35H226V37H227ZM254 35H253V37H254ZM6 36V35H5ZM34 36V37H33ZM51 36V37H50ZM110 36H111V34H110ZM109 36V37H110ZM116 36V37H117ZM134 36V35H133ZM161 36H160V39H161ZM206 36H208L209 37V39L211 40V38L213 37H215L214 38V40H211L210 42H208L209 41V39H207V37ZM212 36V37H211ZM225 36V35H224ZM1 37L2 36H0V39H1ZM6 37H9V36H6ZM5 37V38H6ZM34 39L35 38V40L36 41H34V42H37V43H34L33 41H32V38ZM36 37H37V35H36ZM50 39V40H48V38ZM53 37V41L51 40V38ZM96 37V36H95ZM115 37V38H116ZM119 37V36H118ZM211 37V38H210ZM247 37H249V38H247ZM264 37V36H263ZM3 38V37H2ZM18 38V40H20ZM45 38H47L46 39V43H51L50 45L49 44H47L46 45V43L44 44V43H41V42H45ZM90 38V37H89ZM112 38H114V37H110L109 39H112ZM134 38V37H133ZM132 38V39H133ZM136 38V37H135ZM134 38V39H135ZM171 38V39H170ZM195 38V37H194ZM256 38V37H255ZM41 39H42V37H41ZM74 39H76L75 41H73ZM86 39V38H85ZM102 39V38H101ZM120 39H122V38H119V41H120ZM127 41H129L128 39H129V37L127 36ZM132 39H131V41H132ZM133 39V40H134ZM176 39V38H175ZM177 39V40H178ZM221 39H223V38H221ZM257 39H258V36H257ZM4 40V39H3ZM14 40V39H13ZM80 40V43L78 42ZM114 40V39H113ZM115 40H118V39H115ZM161 40V41H162ZM174 40V39H173ZM177 40H175L176 41V43H175V41H173L175 44H177ZM196 40V39H195ZM224 40V39H223ZM243 40V41H242ZM245 40V41H246ZM40 41V43H38ZM54 42V43H52V42ZM66 41H68L67 43L69 44L70 42H75V44L73 45L72 43L71 44H69V45H67V43H63V42H66ZM87 41V40H86ZM100 41V42H99ZM123 41H125V39L123 38ZM180 41V40H179ZM212 41H213V43H212ZM217 42V43H215V42ZM248 41V40H247ZM246 41V42H247ZM255 41V40H254ZM253 41V42H254ZM264 41V40H263ZM16 42V41H15ZM56 42H57V44L60 46L61 44V42L63 43L62 45H61V47H59V46H55V44H56ZM102 42V43H101ZM146 42V41H145ZM163 42V41H162ZM170 41L168 42V45L170 46L171 44H173V43H171ZM182 42V41H181ZM180 42V43H181ZM251 42V41H250ZM3 43H5V42H3ZM78 43V44H77ZM113 43V44H112ZM130 43V42H129ZM170 43V44H169ZM195 43V42H194ZM198 43H199V45H198ZM222 43V42H221ZM230 43V44H229ZM241 43V44H240ZM8 44V43H7ZM15 44V43H14ZM120 44V45H119ZM122 44V45H121ZM132 44V43H131ZM136 44V43H135ZM140 44H141V42H140ZM250 44V43H249ZM248 44V45H249ZM54 46V49L56 50V53H58V51H59V56L57 57H54V59L52 58H50L51 60H49V59H46L44 62H46V63H43V60L41 61V60H38V62H36L37 60H29L28 59V52H31L32 53V51L34 52H38V53H35V54H43V52L41 53V51H44V50H46V48H47V46H50V47H53ZM68 46V47H64V46ZM97 45H99L98 47H97ZM108 45H106L107 47H108ZM125 45L126 46H128L127 45V42H125ZM167 45V46H168ZM194 45V44H193ZM224 45V44H223ZM254 45V44H253ZM252 45V46H253ZM3 46V45H2ZM13 46V45H12ZM63 46V47H62ZM106 46L105 47H102V48H106ZM130 46H132V45H130ZM133 46H135V45H133ZM177 46V45H176ZM254 46H256V45H254ZM0 47H1V45H0ZM17 47V46H16ZM46 47V48H45ZM56 47V48H55ZM59 47V48H58ZM129 47V46H128ZM144 47V46H143ZM192 47V46H191ZM49 48V47H48ZM47 48V49H48ZM58 48V49H57ZM124 48H125V46H124ZM133 48V47H132ZM172 48V47H171ZM173 48H174V46H173ZM44 49V50H43ZM52 49V48H51ZM108 49V48H107ZM122 50H123V47L121 48ZM120 49V50H121ZM125 49H127V48H125ZM140 49V48H139ZM142 49V48H141ZM218 50H220L219 48H217ZM250 49V48H249ZM58 50V51H57ZM91 50V48L88 50V51H90ZM143 50V49H142ZM167 50H169V47H168V49ZM172 50V49H171ZM177 50H179V49H177ZM213 50H214V48H213ZM235 52H234V51ZM241 50H243L242 52H240ZM49 51V50H48ZM85 53H84V52ZM99 51V50H98ZM117 51V50H116ZM115 51V52H116ZM124 51V50H123ZM128 51V50H127ZM126 51V52H127ZM133 51V50H132ZM166 51V50H165ZM192 51H193V49H192ZM224 51V50H223ZM222 51V52H223ZM245 51H246V49H245ZM248 51V50H247ZM256 53H255V52ZM17 52V51H16ZM15 52V53H16ZM97 52V51H96ZM135 52V51H134ZM162 52V51H161ZM167 52V51H166ZM185 52V51H184ZM183 52V53H184ZM216 52V51H215ZM239 52L241 53V54H239ZM8 53V52H7ZM7 53H6V55H7ZM20 53V54H21ZM45 53H46V51H45ZM93 53H95L94 51H93ZM123 53V52H122ZM125 53V52H124ZM171 53V54H170ZM187 53V52H186ZM214 53V52H213ZM252 53H254V55H252ZM11 54V53H10ZM9 54V55H10ZM17 54V53H16ZM18 54H19V52H18ZM22 54V55H23ZM50 54V53H49ZM86 54H88V53H86ZM119 54V53H118ZM132 54H134V53H132ZM190 54H192V52L190 53ZM215 54V53H214ZM219 55H220V53H218ZM223 54V53H222ZM249 54V53H248ZM27 55V56H26ZM29 55H30V53H29ZM45 55V54H44ZM52 55H53V53H52ZM138 55V54H137ZM143 55V54H142ZM164 55V54H163ZM167 55H169V56H167ZM174 55V56H173ZM31 56H33V54L31 55ZM140 56V55H139ZM199 56V57H198ZM1 57V56H0ZM3 57V56H2ZM10 57H12L13 59H15V61L13 60V59H11ZM25 57H27V58H25ZM38 57V56H37ZM44 57V56H43ZM49 57V56H48ZM80 57V56H79ZM99 57V56H98ZM141 57H143V56H141ZM10 58V59H9ZM31 58V57H30ZM57 58V59H56ZM73 58V59H72ZM100 58V57H99ZM102 58V57H101ZM230 59V60H227V59ZM249 58V59H248ZM2 59V58H1ZM17 59V60H16ZM22 59V60H21ZM27 59V60H26ZM43 59V58H42ZM98 59V58H97ZM108 59V58H107ZM207 59H209V58H207ZM254 59H255V61H254ZM49 60V61H48ZM62 60V61H61ZM109 60V59H108ZM145 60V59H144ZM156 60H158L157 62H156ZM185 60H186V62H185ZM212 59H210V61H211ZM215 60V59H214ZM257 60L259 61V64H260V62H261V64H262V66L261 65H259L258 67H262V68H260L262 71H260V69H257L256 70V67L257 66H255L254 67V63L255 62H257ZM27 63H26V62ZM28 61H30V62H28ZM32 61V62H31ZM65 61V60H64ZM103 61V60H102ZM112 61L115 63V64H113L112 63ZM120 61V62H119ZM171 61V62H170ZM3 62V63H2ZM1 62V64H0V69L2 68L1 66H5L6 65V69H8V68H10V66L7 68V64H9L8 62H4V59H3V61ZM14 64H13V63ZM16 62V63H15ZM18 62V63H17ZM36 62V63H35ZM40 62L41 63H43L44 64V66H42L41 67V65L42 64H40ZM68 62H71V61H68ZM254 62V63H253ZM23 63V64H22ZM59 63H60V65H59ZM98 65H97V64ZM140 63V64H139ZM147 63V62H146ZM149 63H151V61L149 62ZM154 63V64H153ZM217 63V64H216ZM253 63V64H252ZM258 63V62H257ZM5 64V65H4ZM39 64V66H40V70L42 71H40L39 70V66L37 67V65ZM87 64V63H86ZM137 64V65H136ZM164 64V65H163ZM171 64H173V66H171ZM213 64V65H212ZM126 65H127V67H126ZM129 65V66H128ZM253 65V66H252ZM255 65H257V64H255ZM11 66V67H12ZM88 66V65H87ZM91 66V65H90ZM105 66H107V65H105ZM123 66H125V69H123L124 67ZM18 67H17V69H18ZM52 67V68H51ZM109 67H107V69H108V71H109ZM135 67V68H134ZM193 67V66H192ZM58 68V67H57ZM56 68V69H57ZM86 68V67H85ZM105 68V67H104ZM115 68V67H114ZM118 68V67H117ZM134 68V69H133ZM140 68H137L138 70L140 69ZM164 68V67H163ZM178 68H180V69H178ZM188 68V69H187ZM197 68V69H196ZM255 68V69H254ZM5 69V70H6ZM45 69H46V67H45ZM45 69H44V71H45ZM55 68H53V70H54ZM55 69V70H56ZM80 69V68H79ZM113 69V68H112ZM145 69V70H144ZM158 69V70H157ZM196 70V72H197V70L199 71V73H200V75L198 74V72H197V74H194V73H196L195 71H193V70ZM89 70V69H88ZM134 70V71H133ZM154 70V73L152 72ZM187 70H188V73H187ZM192 72H191V71ZM226 70H228L229 71V73L227 74L226 73ZM11 71V70H10ZM77 71V70H76ZM106 71V70H105ZM114 71V70H113ZM177 71V72H176ZM184 71V72H183ZM190 71V72H189ZM227 71V72H228ZM3 70H1V74L0 75H2L3 74ZM15 72H16V70H15ZM46 72V71H45ZM58 72V71H57ZM79 72V71H78ZM84 72V71H83ZM115 72V71H114ZM133 72V73H132ZM146 72V73H147ZM152 72V73H151ZM156 72V73H157ZM7 73V72H6ZM6 73H4V75L6 74ZM54 73V72H53ZM53 73H52V75L51 76H53ZM88 73H90V72H88ZM93 73V72H92ZM109 73V72H108ZM108 73L106 74L105 73V75H108ZM135 73V74H134ZM140 73V72H139ZM145 73V74H146ZM160 73V72H159ZM187 73V74H186ZM227 75H226V74ZM18 74V73H17ZM27 74H29V75H27ZM46 74V73H45ZM101 74V75H100ZM148 74V73H147ZM4 75H2V76H0V86L1 87H4V86H2V85H4L3 84V79H7L6 78V75H5V77H3ZM9 75H11V74H9ZM13 75V74H12ZM11 75V76H12ZM27 75V76H26ZM34 75V76H33ZM68 74H66V76H67ZM95 75V74H94ZM119 75V76H118ZM133 75H135V76H133ZM194 75H196V76H194ZM198 75V76H197ZM43 76V75H42ZM46 76V75H45ZM73 76V75H72ZM79 76V75H78ZM113 76H115V75H113ZM150 76V75H149ZM170 76H171V78H170ZM178 76V77H177ZM200 76V77H199ZM1 77H3V78H1ZM10 77V76H9ZM50 77V76H49ZM98 77H99V79H101L102 81L101 82H99L100 80L98 79ZM143 77V76H142ZM193 77H196V78H193ZM197 77H199V79H197ZM11 78V77H10ZM43 78H47V77H43ZM69 78V77H68ZM81 78V77H80ZM103 78V79H102ZM110 78V77H109ZM113 78V77H112ZM151 78H153L152 76H151ZM150 78V79H151ZM32 79V78H31ZM56 79V78H55ZM57 79H58V77H57ZM98 79V80H97ZM125 79H127L126 81H124ZM161 79V78H160ZM191 79H193V80H191ZM35 80V79H34ZM70 80H72V79H70ZM98 81V82H95V81ZM105 80V81H104ZM134 80V81H133ZM260 80H259V82H260ZM5 81H7V80H5ZM12 81V82H11ZM28 81V80H27ZM47 81V80H46ZM52 81V80H51ZM36 82V81H35ZM106 83V84H103V83ZM123 82V83H122ZM32 84H33V82H31ZM44 83H46V82H44ZM57 83H58V81H57ZM102 83V86H100L99 84H101ZM109 83V84H108ZM37 84H38V82H37ZM88 84V83H87ZM120 84V85H121ZM45 85V84H44ZM86 85V84H85ZM103 85H105V86H103ZM134 85V84H133ZM152 85V84H151ZM154 85H156V84H154ZM38 86V85H37ZM51 86H53L54 87V85H51ZM51 86H49V88L47 89V90H49V91H47V93L49 92L50 93V95H51V93L53 92V90H51ZM259 86V85H258ZM0 87V89H2ZM6 87V86H5ZM5 87L3 88V89H5ZM43 87V86H42ZM41 87V88H42ZM52 87V88H53ZM61 87V86H60ZM74 87V86H73ZM72 87V88H73ZM82 87H84V86H82ZM207 87V88H206ZM243 87V86H242ZM7 88V87H6ZM40 88V87H39ZM63 88V87H62ZM118 88V87H117ZM125 88V87H124ZM205 88V89H204ZM234 88V89H233ZM2 89V90H3ZM57 89V88H56ZM61 89V88H60ZM109 89H110V86H109ZM123 89V88H122ZM204 89V90H203ZM224 89V90H225ZM38 90V89H37ZM40 90V89H39ZM64 90V93H66V91H65V88L63 89ZM71 89H68L67 90V92L68 91H70ZM100 90H102V89H100ZM107 90V89H106ZM105 90V91H106ZM128 90V89H127ZM200 90H201V92H200ZM203 90V91H202ZM209 90V91H208ZM236 90V89H235ZM234 90V91H235ZM239 90V89H238ZM1 91V90H0ZM19 91V90H18ZM96 91H97V93H96ZM104 91V92H105ZM227 91V90H226ZM225 91V92H226ZM243 91V90H242ZM45 92V90L43 91V93ZM60 92H62V90L60 91ZM82 92H84V93H82ZM109 92V91H108ZM114 92V91H113ZM128 92V91H127ZM168 93V92H170V93H168V94H166V93ZM250 92H252V93H250ZM256 92V91H255ZM2 93V92H1ZM19 93V92H18ZM38 93V92H37ZM46 93V94H47ZM107 93V92H106ZM118 93V92H117ZM234 93V92H233ZM238 93V92H237ZM12 94H14V93H12ZM32 94V93H31ZM34 94H35V96L37 97V96H40V94L39 95H36V92H34ZM33 94V95H34ZM54 94V93H53ZM79 94V95H78ZM130 94V93H129ZM153 94V95H152ZM158 94H159V96H158ZM163 94H165V95H163ZM170 94V95H169ZM221 94H222V92H221ZM228 94H229V92H228ZM256 94V93H255ZM7 95V94H6ZM18 95V94H17ZM32 95V96H33ZM48 95V94H47ZM102 95H104V94H102ZM155 95H156V97H157V100L159 99V97L160 98H162L163 99V102L161 101L162 99H159L158 101H155L156 100V97H155ZM164 97H167V98H163L162 96ZM208 95V96H207ZM224 95H226L225 93H224ZM239 95V94H238ZM241 95V94H240ZM9 96V95H8ZM59 96V95H58ZM71 96V97H70ZM86 96V97H87ZM93 96V95H92ZM121 96V95H120ZM133 96V95H132ZM145 96V97H144ZM169 96H173V98H171V97H169ZM244 96V95H243ZM2 97V96H1ZM31 97V96H30ZM35 97V98H36ZM44 97V96H43ZM53 97V96H52ZM83 97V96H82ZM85 97V96H84ZM90 97H91V95H90ZM113 97V96H112ZM131 97V96H130ZM245 97V96H244ZM18 98V97H17ZM21 98V97H20ZM32 98V97H31ZM34 98V97H33ZM54 98V97H53ZM69 98H70V100H69ZM105 98H107V101H108V96H105L104 97V99ZM111 98V97H110ZM152 98H154V99H152ZM180 98V99H179ZM195 98V99H196ZM217 98V97H216ZM220 98V97H219ZM224 98V97H223ZM232 98V100H230L229 98V100H230V104L231 103H233V102H235V103H238V100H236V99H238V98H236L235 99V97H231ZM255 98V97H254ZM258 98V97H257ZM1 99V98H0ZM14 99V98H13ZM83 99H85V98H83ZM116 99H117V97H116ZM165 99V100H164ZM168 101H167V100ZM170 99H172V100H170ZM175 99L177 100V99H179V100H177V102L175 101ZM214 99V98H213ZM234 99V100H233ZM241 99V98H240ZM242 99H243V97H242ZM248 99V100H244V103H242V102H240L239 101V105L240 106H238V104H235V106H233L234 104H228V105H230V106H233L232 108H234V111H233V109L230 107V109H232L231 111H233V113L234 112H237V113H242V111H244V107L246 106V105H248V106H246L247 108L248 107H251V105H254L255 104V102H252L251 100H253V99ZM259 99V98H258ZM263 101H264V96H263ZM8 100V99H7ZM10 100V99H9ZM14 100H16V99H14ZM47 100V99H46ZM45 100V101H46ZM48 100H49V98H48ZM58 100V99H57ZM66 100H68L70 103H72V105L74 106V107H69L68 105H71V104H69V102L68 101H66ZM71 100H73V102L71 101ZM91 100H93V98L91 99ZM110 100V99H109ZM122 100H123V102H122ZM174 100V101H173ZM205 100V99H204ZM203 100V101H204ZM220 100H222V99H220ZM237 102H236V101ZM6 101V100H5ZM65 101V102H64ZM82 100H80L79 99V101L78 102H81ZM84 101H86V100H84ZM95 101V100H94ZM151 101H153V104H154V106H148V105H151ZM155 101V102H154ZM168 102V103H166V102ZM185 101H187V100H185ZM187 101V102H188ZM195 101V100H194ZM197 101V100H196ZM206 101V100H205ZM209 101V100H208ZM213 101V100H212ZM215 101V100H214ZM248 101H251L252 102V104H251V102H248ZM12 102V101H11ZM62 102L63 103H67L68 102V104H66V106H65V104H62ZM110 102V101H109ZM108 102V103H109ZM113 102H114V100H113ZM157 102V103H156ZM160 102V103H159ZM172 102H175V104H173V105H169L170 103ZM181 102V101H180ZM192 102V101H191ZM211 102V101H210ZM220 102V101H219ZM223 102V101H222ZM259 102V101H258ZM257 102V103H258ZM44 103V102H43ZM91 103V102H90ZM93 103V102H92ZM101 103V102H100ZM116 103V102H115ZM171 103V104H172ZM205 103V102H204ZM203 103V104H204ZM247 103H250V105L249 104H247ZM264 103V102H263ZM6 104V103H5ZM19 104V103H18ZM61 104V105H60ZM88 104V103H87ZM167 104V105H166ZM181 104V103H180ZM219 104V103H218ZM15 104H13V106H14ZM71 105V106H72ZM86 105V104H85ZM90 105V104H89ZM126 105H128V106H126ZM139 105V106H138ZM140 105H144L143 107L141 106V108H138V107H140ZM179 105V104H178ZM177 105V106H178ZM182 105V104H181ZM181 105H180V107H181ZM185 105H186V103H185ZM257 105H259V104H257ZM2 106H4V105H2ZM12 105L10 106V107H13ZM20 106V105H19ZM82 106V105H81ZM97 106V105H96ZM138 106V107H137ZM166 106H169V107H166ZM209 106V105H208ZM219 106H222V105H218V107ZM238 106V107H237ZM243 106V107H242ZM50 107V108H49ZM75 107V108H76ZM148 107V108H147ZM152 108L151 110L153 111V112H151L150 111V108ZM175 107V106H174ZM187 106H185L184 108H186ZM206 107V106H205ZM213 107H216V106H213ZM229 107V106H228ZM241 107V108H240ZM246 107H245V109H246ZM253 107V106H252ZM251 107V108H252ZM260 107V106H259ZM3 108V107H2ZM31 108V107H30ZM37 108V107H36ZM55 109V110H53V109ZM74 108V109H75ZM78 108V107H77ZM80 108V107H79ZM110 108H112V107H110ZM144 108H146V111H145V109ZM220 108V107H219ZM219 108H217V109H219ZM224 108V107H223ZM262 108V107H261ZM9 109V108H8ZM21 109H22V107H21ZM21 109H20V111H21ZM28 109V108H27ZM27 109H25L26 111H27ZM33 109V108H32ZM35 109V108H34ZM40 109H36V115H37V112L38 111H40ZM97 109V108H96ZM139 109H141L143 112L145 111L146 113H143L141 110H139ZM149 109V110H148ZM172 109V108H171ZM175 109H176V107H175ZM243 109V110H242ZM260 109V108H259ZM0 110H2V109H0ZM4 110V109H3ZM24 110V109H23ZM108 110V109H107ZM115 110V111H114ZM165 110H167V111H165ZM177 110V109H176ZM201 110V109H200ZM212 110V109H211ZM247 110V109H246ZM255 110V109H254ZM253 110V111H254ZM258 110V109H257ZM256 110V111H257ZM25 111V112H26ZM78 111V110H77ZM98 111V110H97ZM150 111V112H149ZM181 111V110H180ZM184 111V110H183ZM190 111V110H189ZM204 111H205V109H204ZM230 111V112H231ZM250 111V110H249ZM249 111L247 112L248 113V115H249ZM1 112V111H0ZM3 112V111H2ZM5 112V111H4ZM31 112H34V111H31ZM53 112V113H54ZM57 112L56 113H54L55 115L57 114ZM65 112V113H66ZM102 112V111H101ZM142 112V113H141ZM147 112H148V118H150V119H148V118H146L147 116H144L145 118L144 119H146V120H144V119H142L141 118V116H143V114H147ZM175 112V111H174ZM194 112V111H193ZM200 112V111H199ZM212 112V111H211ZM210 112V113H211ZM219 112V111H218ZM226 112V111H225ZM28 113V112H27ZM64 113V112H63ZM62 113V114H63ZM64 113V114H65ZM98 113H100V111L98 112ZM107 113L109 114V115H107ZM150 113H151V115H150ZM173 113V112H172ZM201 113H202V111H201ZM204 113V112H203ZM210 113H208V115L210 114ZM221 114H222V111L220 112ZM220 113H217L218 115H216V117H215V119H214V115L212 116V114L213 113H211V117L210 118H212V119H210L209 120V123L210 122H212L214 125H212L211 127H210V129H207V128H209L208 127V124L206 125V123H205V125L207 126L206 127V129H207V133L205 134L204 133V137L206 138V137H211L212 136V134H214V136H215V134L217 133L218 134V132L217 131H219L218 129L221 127V123H224L225 124V122H223V121H225L227 118V116L225 117V115L224 114H222L223 115V117H222V115L220 114ZM224 113V112H223ZM244 113V112H243ZM39 114H41V113H39ZM38 114V115H39ZM53 114V115H54ZM59 114V113H58ZM71 114V113H70ZM73 114V113H72ZM153 114H154V116H153ZM170 114V113H169ZM192 114V113H191ZM198 114V113H197ZM207 114V113H206ZM219 114H220V116H219ZM245 114V113H244ZM253 114H254V112H253ZM252 114V115H253ZM27 115V114H26ZM30 115V114H29ZM33 115V114H32ZM60 115V114H59ZM69 115V114H68ZM162 115V116H161ZM189 115V114H188ZM199 115V114H198ZM235 115V114H234ZM16 116V115H15ZM47 116V115H46ZM50 116V115H49ZM159 116H161V117H159ZM203 116V115H202ZM205 116V115H204ZM210 116V115H209ZM218 116V117H217ZM229 116V115H228ZM243 116V115H242ZM246 116V115H245ZM14 117V116H13ZM22 117V116H21ZM43 117V116H42ZM58 117V116H57ZM56 117V118H57ZM65 117V116H64ZM159 117V118H158ZM165 117V116H164ZM163 117V118H164ZM195 117V116H194ZM208 117V116H207ZM11 118V117H10ZM27 118V117H26ZM30 118V117H29ZM29 118H28V120H29ZM45 118H47V117H45ZM60 119L62 118V116H60L59 117ZM95 118V117H94ZM160 120V121H158V119ZM193 118V117H192ZM223 118H225V119H223ZM236 118V117H235ZM14 119H16V118H14ZM106 119V120H105ZM148 119V120H147ZM166 119V118H165ZM198 119V118H197ZM202 119V118H201ZM230 119H231V117H230ZM18 120V119H17ZM45 120H47V119H44L43 121H45ZM51 120H52V118H51ZM188 120V119H187ZM203 120V119H202ZM214 120V121H213ZM13 122V120H9L8 122H9V124L11 125H8L9 127H13V124L14 123H12ZM23 121V120H22ZM31 121H32V119H31ZM49 121V120H48ZM62 121V120H61ZM91 121V122H90ZM108 121V122H107ZM204 121V120H203ZM7 122V123H8ZM18 122V121H17ZM17 122H16V124H17ZM51 122V121H50ZM56 122H57V120H56ZM63 122V121H62ZM87 124H86V123ZM189 122V121H188ZM194 122H196V121H194ZM227 122V121H226ZM263 122V121H262ZM12 123V124H11ZM30 123H33L34 124V122L32 121V122H30ZM41 123V122H40ZM52 123H53V121H52ZM131 123V124H130ZM200 123V122H199ZM212 123H210V124H212ZM257 123V122H256ZM255 123V125H257ZM60 124H61V122H60ZM84 124H86V125H84ZM189 124V123H188ZM210 124H209V126H210ZM218 126H217V125ZM219 124H220V126H219ZM228 124V123H227ZM230 124V123H229ZM1 125H3L2 123H1ZM7 125V124H6ZM26 125V124H25ZM41 125H43V124H41ZM52 125V124H51ZM50 125V126H51ZM54 125H55V123H54ZM57 125V124H56ZM88 125V126H87ZM90 125V126H89ZM135 126V129H134V126ZM143 125H145V126H147V128H145ZM161 125H163L162 127V129H161ZM184 125V124H183ZM190 125V124H189ZM192 125H194L193 123H192ZM191 125V126H192ZM8 126H6V127H8ZM21 126V125H20ZM23 126V125H22ZM39 126V125H38ZM45 126V125H44ZM44 126L43 127H41V128H44ZM87 126V127H86ZM129 126V127H128ZM142 126L144 127V129H145V131L146 132H144V130H142L143 128H142ZM225 126V125H224ZM33 126H31V128H32ZM40 127V126H39ZM54 127V126H53ZM52 127V128H53ZM125 127V128H124ZM187 127V126H186ZM198 127V126H197ZM261 127H262V129L260 128V126L259 127H257L256 128V132L254 131H248V132H245V135H244V133H241V134H239V135H241V136H238L237 135V133H236V138H234V139H236L235 141H236V143H235V141H234V139L232 140L233 141V143H235V144H231L230 146H232L231 148L229 147V145H226V144H222V143H228L229 141H225V142H222V143H220L218 146L219 147H217V150L215 151V150H212V151H214L213 153L212 152H210L209 150V152L208 151H203V153H199V155L197 156V158H195L196 160H198V161H195V163L194 164H196L194 167H190V168H188V167H186V166H190L191 164H189L188 163V165H185V167L186 168H188L189 169V171H190V169L192 170V168H193V170L192 171H190L192 174L193 173H197L198 174V171H199V173H200V171H202V170H204V168L203 167H205L207 164H211V162H212V160H216L217 159V157L219 158V156H220V152H223L224 151V153H228L227 155H230L231 157H232V159H233V157L235 158L233 161H232V164L234 165V168H236V167H238V173H239V175H240V177H239V187L241 186V188H240V191H242V192H240V196H239V198H237L236 199V201H235V203L234 204H231V203H227L228 205H220V206H222V207H220V210L219 209H217L215 212L214 211H212L211 213H209V209H206L207 211H208V216H207V213L206 214H203V212H205V210H202L201 211V209L200 210H197V211H195V212H197V213H195L194 212V214H197V215H191V213H190V216L189 215H185L186 216V218H185V216H184V218L182 219V217H181V219L178 221L180 224H178V222H177V220H175L174 222H172V224H173V226H171L169 229H167V230H156V227H155V229H154V231L153 232H155V233H153V232H151V233H153L152 235H153V237L151 236V235H149V236H147L148 234H144V232H146V231H144V230H141L139 233H138V236H139V242L137 243V241H136V245H135V243L134 242H131V245H133V246H131L130 245V243H129V245H128V243H127V245H125L123 242L121 243H118V245H116V246H109V247H106L105 249L104 248H100V249H96L95 251L97 252V254L95 253V251H94V254L92 255V257L96 254V256H94L93 258H95V260H93L92 258H91V260H93V261H91V262H93V263H91V264H118V261L120 260V258H122V257H120V255L122 254V256H124L125 254V256L126 257H128V258H126L127 260L125 261V259H124V263L122 262V263H120V264H137L136 262H140V263H138V264H145V262L144 261H148L149 262V259L148 258H151L152 257V254H150V252L152 251H154V250H156V251H154L155 253L156 252H161V245H162V243H163V241H164V239L165 240H167V239H170V240H174V239H176V242H177V244L178 243H181V245L183 246V245H185L184 243H188L189 241H191L192 239H190V237L192 236L191 234L193 233H191V231H193L196 227H197V225L199 226L200 224H197L198 222V219L199 218H202L201 220L199 219V222L201 223V222H203L204 220H206L205 218L207 217V220H208V217L210 216V217H212V218H210V220H209V222H211V221H214V222H217V220H219L220 219V217H219V215H220V213H222V214H224V215H220L221 217H229V216H234V214H236V213H239V212H241L240 210H242L244 207L243 206H246L247 205V201L249 200L250 202L251 201H253L256 197L257 198H259V196H261L262 195V192H261V194H259L260 193V191L258 192V193H255L256 195H259V196H256L255 197V194H253L255 191H254V189H252L251 190V187H252V185L251 184H253L254 182H252V180L253 181H255V177L253 176V172H251V170H249V169H247L246 168V165H248V160L250 159V157H251V154H252V151L254 150L253 148L255 147V146H257V143L259 144V143H261L262 141L264 142V126L263 125H261ZM23 128H25V127H23ZM26 128H29V127H26ZM34 128V127H33ZM54 128H56V127H54ZM75 128V129H74ZM123 128H124V130H123ZM195 128V127H194ZM218 128V129H217ZM260 128V129H259ZM4 129H5V127H4ZM48 129V128H47ZM148 131H147V130ZM154 129V130H153ZM156 129V130H155ZM159 129V130H158ZM201 129V128H200ZM217 129V130H216ZM6 130H8V129H6ZM16 130V129H15ZM14 130V131H15ZM25 130V129H24ZM29 130V129H28ZM31 130V129H30ZM53 130V129H52ZM68 130V129H67ZM134 130H135V132H134ZM160 130H164L163 132L162 131H160ZM215 130H216V132H215ZM13 131V132H14ZM43 131H44V129H43ZM151 131H154V132H151ZM158 131H160V132H162V134H159L160 132H158ZM223 131V130H222ZM10 132V131H9ZM24 132H26V130L24 131ZM29 132V131H28ZM68 132V131H67ZM66 132V133H67ZM88 132V133H87ZM117 132H119V133H117ZM129 132V131H128ZM128 132H126V133H128ZM151 132V133H150ZM158 132V133H157ZM183 132H184V129H183ZM182 132V130H181V133L180 134H182L183 133ZM188 132V131H187ZM7 133V132H6ZM139 133H141V134H139ZM166 133V132H165ZM169 133V132H168ZM173 132H171V134H172ZM240 133V132H239ZM246 133H248V134H246ZM252 133V134H251ZM5 134V133H4ZM21 134V133H20ZM26 134V133H25ZM50 134V133H49ZM63 134V133H62ZM131 134V133H130ZM135 134H137L136 136H135ZM139 134V135H138ZM158 134V135H157ZM174 134V133H173ZM192 134V133H191ZM223 134V133H222ZM22 135H24V134H22ZM21 135V136H22ZM85 135V136H86ZM122 135V134H121ZM157 135V136H156ZM160 135V136H159ZM169 135V134H168ZM185 135V134H184ZM219 135V134H218ZM243 135L245 136V140H244V137H243ZM247 135V136H246ZM5 135H3L2 137V139H0V140H4V138H6L5 140L6 141H4V143H3V145L5 144V142H7V138L10 136H8V135H6L5 137H4ZM20 136V137H21ZM90 138H89V137ZM115 136V135H114ZM113 136V137H114ZM156 136V137H155ZM158 136L160 137V138H158ZM202 136V137H203ZM220 136H221V134H220ZM55 137V136H54ZM99 137H100V139H99ZM104 137V138H105ZM112 137V136H111ZM151 137H148V138H151ZM163 137V138H162ZM184 137V136H183ZM186 137H188V136H186ZM190 137V136H189ZM188 137V138H189ZM233 136H231V138H232ZM234 137H235V135H234ZM1 138V137H0ZM9 138H11V137H9ZM13 138H15V136H13ZM13 138H12V140H13ZM50 138H51V136H50ZM63 138V139H62ZM85 138V139H84ZM117 139H119L118 137H116ZM139 138H140V136H139ZM139 138H137V139H139ZM227 138H229V137H227ZM62 139V140H61ZM65 139V140H64ZM84 139V140H83ZM99 139V140H98ZM126 139V138H125ZM128 139V138H127ZM142 139V138H141ZM181 139V140H180ZM49 140V139H48ZM48 140H46V141H48ZM122 140V139H121ZM120 140V141H121ZM130 140V139H129ZM149 140V139H148ZM194 140V139H193ZM199 140V139H198ZM202 140V139H201ZM230 140V139H229ZM244 140V141H243ZM44 141V140H43ZM43 141H42V143H43ZM45 141V142H46ZM103 141V140H102ZM106 141V140H105ZM104 141V144L106 143ZM107 141H108V139H107ZM111 141V140H110ZM120 141H119V143H120ZM131 141V140H130ZM139 141H140V139H139ZM138 141V142H139ZM195 141V140H194ZM50 142H51V139H50ZM129 142V141H128ZM245 142H248V143H246V145H245ZM9 143V142H8ZM47 143V142H46ZM45 143V144H46ZM97 143V142H96ZM102 143V142H101ZM50 144V143H49ZM88 144V146L90 145L89 143H87ZM87 144H85V145H87ZM103 144V143H102ZM109 144V143H108ZM127 144V143H126ZM193 144V143H192ZM222 144V145H221ZM261 144H263V143H261ZM51 145V144H50ZM141 145V144H140ZM175 145V146H174ZM185 145H186V143H185ZM187 145H188V143H187ZM41 146V145H40ZM93 146V145H92ZM102 146H104V145H102ZM118 146H119V144H118ZM124 146H126V145H124ZM180 146V145H179ZM228 146V147H227ZM234 146V147H233ZM259 146V145H258ZM34 147V146H33ZM35 147H36V145H35ZM35 147H34V149H35ZM42 147H43V145H42ZM45 147V146H44ZM94 147H95V145H94ZM93 147V148H94ZM97 147V146H96ZM139 147V148H138ZM146 147V146H145ZM192 147V146H191ZM260 147H261V145H260ZM47 148V147H46ZM45 148V149H46ZM128 148V147H127ZM32 149V148H31ZM38 149V148H37ZM36 149V150H37ZM50 149H51V147H50ZM49 149V150H50ZM76 149H78V148H76ZM76 149H74V150H76ZM100 149V148H99ZM98 149V150H99ZM137 149H139V150H137ZM170 149V150H171ZM227 149H229L228 150V152H225ZM30 150V149H29ZM49 150H44V151H42L43 153L44 152H46V153H42L40 156L42 157L43 155H44V157L45 158H47V156L49 155L50 156V152H51V150H50V152H47V151H49ZM73 150V151H74ZM102 150V149H101ZM118 150H120V149H118ZM134 150H136V151H134ZM169 150V149H168ZM219 150V151H218ZM25 151H26V149H25ZM31 151V150H30ZM38 151V150H37ZM41 151V150H40ZM140 153H138V152ZM57 152V151H56ZM96 152V151H95ZM100 152V151H99ZM112 152V151H111ZM122 154H121V153ZM164 152V153H163ZM206 152V154H204ZM14 153V152H13ZM18 154H19V150H18V152H17ZM17 153H16V158H15V154L13 155V158H14V162H13V164L16 162H20L21 163V161H19V160H21V152H20V154L19 155H17ZM24 153H27V152H24ZM40 153V152H39ZM49 153V154H48ZM120 153V154H119ZM170 153V152H169ZM220 153V154H219ZM264 153V152H263ZM48 154V155H47ZM52 154V153H51ZM217 154L219 155V156H217ZM250 154V155H249ZM29 155V154H28ZM27 155V156H28ZM57 155H58V153H57ZM196 155V154H195ZM226 155V156H227ZM255 155H256V153H255ZM24 156V155H23ZM22 156V157H23ZM37 156H39L37 153H34V151H33V154L31 155L30 154V156L28 157V159H27V161L26 162H32V164H35L36 163V159H37ZM54 156H56V153H55V155ZM70 156V155H69ZM98 156V155H97ZM101 156V155H100ZM189 156V155H188ZM249 156V157H248ZM57 157H59V156H57ZM230 157V158H231ZM253 157V156H252ZM20 158V159H19ZM39 158V157H38ZM43 158V157H42ZM41 158V159H42ZM52 159H53V157H51ZM193 158V157H192ZM22 159H24V158H22ZM48 159V158H47ZM46 159V160H47ZM93 159V158H92ZM252 159V158H251ZM254 160L256 159V158H253ZM260 159V158H259ZM258 159V160H259ZM35 160V161H34ZM38 160V159H37ZM51 160V159H50ZM88 160H89V158H88ZM103 160V159H102ZM194 160V159H193ZM253 160V161H254ZM264 160V159H263ZM22 161H24V160H22ZM33 161H34V163H33ZM213 161V162H214ZM217 161V160H216ZM250 161V160H249ZM262 161V160H261ZM63 162H65V161H63ZM155 162V161H154ZM158 162V161H157ZM185 162V161H184ZM15 163V165H16V167H17V165H19V163H17L16 164ZM25 163V162H24ZM190 163H192V161L190 162ZM235 163V164H234ZM245 163H247V164H245ZM251 163H253V162H251ZM251 163H249V164H251ZM264 163V162H263ZM77 164H79V163H77ZM15 165H13L14 166V168H15ZM80 165V164H79ZM98 165V166H97ZM180 165H182V164H180ZM254 165V164H253ZM12 166V165H11ZM22 166V165H21ZM32 166V165H31ZM31 166H29V168L31 169L32 167ZM34 166V165H33ZM64 166V165H63ZM63 166H62V168H63ZM76 166H78V165H76ZM150 166V165H149ZM175 166V165H174ZM236 166V167H235ZM260 166H261V164H260ZM23 167V166H22ZM28 167V166H27ZM94 167V168H93ZM180 167V166H179ZM184 167V168H185ZM207 167V166H206ZM205 167V168H206ZM259 167V166H258ZM13 168V169H14ZM61 168V169H62ZM76 168V167H75ZM75 168H73V169H75ZM78 168V167H77ZM147 168V167H146ZM249 168V167H248ZM262 168V167H261ZM13 169L11 170V171H13ZM21 169V168H20ZM29 169V170H30ZM177 169V168H176ZM179 169V168H178ZM181 169V168H180ZM183 169V168H182ZM187 169V170H188ZM247 169V170H246ZM256 169V168H255ZM17 170V169H16ZM24 170H27V168L25 167V169ZM65 170V169H64ZM71 170V169H70ZM183 170H185V169H183ZM183 170L182 171H178V172H181V174L180 173H177V171L176 172H173L174 174L176 173V174H178V176L179 175H183L184 174V172H183ZM187 170H186V172H185V174L186 173H188L187 172ZM257 170V169H256ZM259 170V169H258ZM83 171H85V172H87L86 174H84L83 173ZM155 171V170H154ZM157 171V170H156ZM164 171V170H163ZM162 171V172H163ZM263 171V170H262ZM64 172V171H63ZM76 172V173H75ZM141 172V171H140ZM25 173V172H24ZM29 173V172H28ZM73 173H75V174H73ZM135 173H136V171H135ZM144 173V172H143ZM146 173V172H145ZM158 173V172H157ZM202 173H203V171H202ZM205 173V172H204ZM257 173V172H256ZM261 173V172H260ZM27 174V173H26ZM137 174H140V173H138L137 172ZM149 174V173H148ZM161 173H158L157 175H155V179H156V181L158 182V183H160L161 181L163 182V183H166V181H167V178H169L170 176L172 177L173 175H172V173L170 174L169 172L167 173L168 174V176H167V174L165 175H160ZM184 174V175H185ZM196 174V175H197ZM252 174V175H251ZM58 175V174H57ZM131 175V174H130ZM150 176V175H149ZM162 176H167L166 178H164V179H166V180H162L163 179V177ZM188 176V175H187ZM194 176V175H193ZM207 176V175H206ZM252 176H253V179H252ZM263 176V175H262ZM6 177V179L5 180H7V176H5ZM42 177V176H41ZM54 177V176H53ZM139 177V176H138ZM144 177H145V175H144ZM39 178H40V176H39ZM43 178V177H42ZM58 178V177H57ZM152 178H153V176H152ZM183 178V177H182ZM194 178V177H193ZM210 178V177H209ZM177 179V178H176ZM154 180V179H153ZM182 180V179H181ZM186 180V179H185ZM260 180H262V179H260ZM8 181H10L9 179H8ZM8 181H6V182H8ZM43 181V179L40 181V183ZM50 181V180H49ZM53 181H54V179H53ZM151 181V180H150ZM155 181V180H154ZM153 181V182H154ZM203 181V180H202ZM202 181H197V183L198 182H200V185L203 183V182H205V180L202 182ZM209 181V180H208ZM127 182H128V180H127ZM169 182V181H168ZM214 182H215V180H214ZM11 184H12V182H10ZM37 183V182H36ZM50 183V182H49ZM124 183V182H123ZM147 183V182H146ZM162 183V184H163ZM183 183V182H182ZM48 184V183H47ZM149 184H150V182H149ZM155 184V183H154ZM207 184V185H206ZM208 184H210L209 182L208 183H203L201 186H203V187H199V183H198V187L196 186V189L197 190H195V188H192L191 187V190L192 189H194L195 191H192V194H194L193 196H194V199L195 200H197V201H200L201 202V200H203L204 198H205V193L207 194L209 191H207V190H210L209 188L210 187H208ZM216 184V183H215ZM261 184V183H260ZM259 184V185H260ZM40 185V184H39ZM164 185V184H163ZM264 185V184H263ZM6 186V185H5ZM124 186V185H123ZM166 186V185H165ZM169 186H170V184H169ZM211 186V185H210ZM159 187V186H158ZM175 187V186H174ZM229 187V185H227V187L225 186V185H223V186H221V190H223L222 192L223 193H228L229 192V189H230V187ZM10 188V187H9ZM12 188V187H11ZM10 188V189H11ZM104 188V189H103ZM176 188V187H175ZM174 188V189H175ZM252 188H254V186L252 187ZM257 188H258V186H257ZM256 188V189H257ZM261 188L263 189L262 191H264V186H261ZM7 189V188H6ZM36 189V188H35ZM115 189V188H114ZM143 189V188H142ZM199 189V190H198ZM255 189V190H256ZM101 190V193L103 192ZM131 190V189H130ZM2 191V190H1ZM8 191V190H7ZM29 191H31V189H29ZM42 191V192H41ZM87 191H90V192H92V193H94V197L92 198V199H89V200H85L84 199V193L86 192V194H87ZM104 191V192H105ZM110 191V190H109ZM143 191V190H142ZM167 191V190H166ZM165 191V192H166ZM252 191V192H251ZM90 192H88V193H90ZM103 192V193H104ZM121 192V191H120ZM138 192V191H137ZM175 192V191H174ZM182 192V191H181ZM250 192H251V194H250ZM27 193V192H26ZM71 195H70V194ZM242 193V194H241ZM24 194V193H23ZM30 194V193H29ZM71 196H69V195ZM118 194V193H117ZM133 194V193H132ZM140 194V193H139ZM170 194V193H169ZM188 194V193H187ZM22 195V194H21ZM67 195H68V198H67ZM141 195V194H140ZM140 195H138V196H140ZM183 195V194H182ZM250 195H251V197H250ZM252 195H254L253 197V199H252ZM87 196H88V194H87ZM107 196V195H106ZM172 196V195H171ZM189 196V195H188ZM187 196V197H188ZM263 196H264V193H263ZM90 197V196H89ZM131 197H132V195H131ZM170 197V196H169ZM182 197V196H181ZM185 197V196H184ZM183 197V198H184ZM204 197V198H203ZM78 198H80V199H83L82 201H80L79 202V200H78ZM126 198V197H125ZM130 198V197H129ZM135 198V197H134ZM175 198V197H174ZM197 198V199H196ZM256 198V199H257ZM159 199V198H158ZM182 199V198H181ZM186 199H188V198H186ZM250 199H252V200H250ZM261 199V198H260ZM98 200H99V202H98ZM106 200V199H105ZM122 200V199H121ZM165 200V199H164ZM170 200H171V202H170ZM166 199V201H164V203H163V201H160V199L159 200H157V203H159V201H160V208H165V205H166V207H168V205H171V203H173L174 204V202H175V200H176V198L175 199H173V201L174 202H172V199ZM183 200V199H182ZM190 200H192V199H190ZM13 202H14V200H12ZM12 201H10V203L12 202ZM15 201H17V199L15 200ZM104 201V200H103ZM169 201V202H168ZM122 201H120L119 203H121ZM178 202V201H177ZM182 202V201H181ZM225 202V201H224ZM250 202H248V203H250ZM65 203V204H64ZM154 203V202H153ZM156 203V204H157ZM170 203V204H169ZM207 203H208V201H207ZM61 204H64V205H61ZM110 204V203H109ZM144 204V203H143ZM200 204V203H199ZM205 204V203H204ZM225 204V203H224ZM243 204H246V205H243ZM104 205V204H103ZM102 205V206H103ZM113 205V204H112ZM216 205V204H215ZM218 205V204H217ZM55 206V207H54ZM84 206V207H83ZM98 206V205H97ZM101 206V207H102ZM151 206V205H150ZM153 206L156 208V205H155V203L153 204ZM164 206V207H163ZM203 206V205H202ZM53 207V208H52ZM154 207H150L151 209L152 208H154ZM157 207H159L158 205H157ZM171 207V206H170ZM212 207V206H211ZM216 207V206H215ZM214 207V208H215ZM82 208H84L85 209V211H84V209H82ZM96 208H98V207H96ZM139 208V207H138ZM209 208V207H208ZM71 209V208H70ZM69 209V210H70ZM145 209V208H144ZM166 209H168V208H166ZM213 209V208H212ZM246 209V208H245ZM6 210H7V212H6ZM50 210V211H49ZM68 210V211H69ZM107 210V209H106ZM109 210V209H108ZM133 210V209H132ZM136 210V209H135ZM134 210V211H135ZM155 210V209H154ZM219 210V211H218ZM244 210V209H243ZM49 211V212H48ZM84 211V212H83ZM161 211V210H160ZM202 213H201V212ZM211 211V210H210ZM60 212V211H59ZM63 212V211H62ZM169 212V211H168ZM191 212V211H190ZM217 212V213H216ZM91 213V212H90ZM93 213V212H92ZM111 213V212H110ZM144 213V212H143ZM149 213V212H148ZM161 213H162V211H161ZM187 213V212H186ZM199 213H200V215H199ZM52 214V213H51ZM84 214H86V213H84ZM125 214V213H124ZM153 214V213H152ZM157 214H158V211H157ZM209 214H211V215H209ZM93 215V214H92ZM113 215H114V213H113ZM203 215H205L206 217L205 218H203L204 216ZM202 216V217H201ZM49 217V216H48ZM116 217V216H115ZM134 217V216H133ZM149 217V216H148ZM46 218V217H45ZM50 218V217H49ZM70 220V221H74V220ZM79 219V220H78ZM107 220V219H106ZM182 220V221H181ZM184 220H186V224L185 223H183V221ZM40 221V220H39ZM38 221V222H39ZM62 221H63V219H62ZM149 221V220H148ZM24 222V223H25ZM72 222H70V225H71V223ZM116 222V221H115ZM151 222V221H150ZM208 222V221H207ZM221 222V221H220ZM264 222V221H263ZM5 223V224H4ZM44 223V222H43ZM119 223V222H118ZM122 223V222H121ZM181 223H182V225H181ZM213 223V222H212ZM23 224V223H22ZM30 224H27V225H30ZM49 224V225H48ZM60 224H61V226H60ZM183 224H185V225H183ZM3 225H0V226H3ZM10 225V224H9ZM77 225V224H76ZM113 225V224H112ZM111 225V226H112ZM141 225V224H140ZM145 225V224H144ZM215 225V224H214ZM42 226V227H41ZM73 226H74V224H73ZM119 226V225H118ZM150 226V225H149ZM148 226V227H149ZM263 226V225H262ZM12 227V226H11ZM61 227H63V228H61ZM68 227V226H67ZM70 227V226H69ZM180 227V228H179ZM195 227V228H194ZM207 227V226H206ZM205 227V228H206ZM14 228V227H13ZM191 228H194V229H192V230H190ZM200 228V227H199ZM264 228V227H263ZM1 229V228H0ZM2 229H3V227H2ZM12 229V228H11ZM19 229V228H18ZM23 229V228H22ZM26 229V228H25ZM62 229V230H61ZM77 229V228H76ZM75 229V230H76ZM212 229V228H211ZM15 230V229H14ZM67 230H68V228H67ZM105 230V229H104ZM103 230V231H104ZM138 230V229H137ZM196 230V229H195ZM204 230V229H203ZM2 231V230H1ZM47 231H49V232H47ZM73 231V230H72ZM77 231V230H76ZM79 231V230H78ZM110 231V230H109ZM131 231V230H130ZM142 231H144L143 233H142ZM202 231V230H201ZM205 231V230H204ZM3 232V231H2ZM9 232V231H8ZM14 232H16V231H13V233ZM52 232V231H51ZM53 232H52V234H53ZM10 233V232H9ZM46 233V234H45ZM62 233V232H61ZM69 233V232H68ZM68 233H66V234H68ZM127 233V232H126ZM136 233V232H135ZM141 233H142V235H141ZM150 233V234H151ZM178 233V235L177 236H175L176 234ZM238 233V232H237ZM44 234V235H43ZM143 234L146 236V237H144L143 236ZM5 236V235H4ZM9 236V235H8ZM14 236V235H13ZM17 236H19V235H17ZM21 236V235H20ZM19 236V237H20ZM58 236V237H59ZM72 236V235H71ZM226 236V235H225ZM235 236H236V234H235ZM15 237V236H14ZM14 237L13 238H10V239H14ZM18 237V238H19ZM57 237V238H58ZM75 237V236H74ZM142 237V238H141ZM150 237V239H148ZM197 237V236H196ZM224 237V236H223ZM3 238V237H2ZM18 238L16 237V239H14V243H16L17 241H18ZM172 238V239H171ZM226 238V237H225ZM237 238H238V236H237ZM236 238V239H237ZM8 239V238H7ZM63 239V238H62ZM222 239V238H221ZM227 239V238H226ZM15 240H16V242H15ZM151 240H153L152 242H151ZM189 240V241H188ZM224 240L225 239H223V240H221L222 242H224ZM237 240H239V239H237ZM4 241H6V240H4ZM10 240H8L7 242L9 243V245L10 244H12V241H10ZM55 241H57V240H55ZM114 241V240H113ZM135 241V240H134ZM220 241V242H221ZM234 241V240H233ZM233 241H232V243H233ZM49 242H51V240L49 241ZM61 242H63V241H61ZM66 242H68V241H66ZM219 242V243H220ZM225 242H227V241H225ZM8 243H6L5 242V244L4 243H2L3 245H1L0 246V253H3V252H9L10 251V247L8 246ZM53 243V242H52ZM55 243V242H54ZM53 243V244H54ZM65 243V242H64ZM115 243V242H114ZM132 243H134V244H132ZM183 243V244H182ZM192 243H193V241H192ZM34 244V243H33ZM43 244V243H42ZM56 244V243H55ZM113 244V243H112ZM122 244V245H121ZM166 244V243H165ZM168 244H170V242L168 243ZM176 243H175V245H177ZM215 244V243H214ZM218 244V243H217ZM222 244V243H221ZM47 245V244H46ZM104 245V244H103ZM135 245V246H134ZM164 245V244H163ZM191 245V244H190ZM226 245V244H225ZM10 246H12V245H10ZM40 246V245H39ZM43 246V245H42ZM44 246H45V244H44ZM172 246H174V244H172ZM218 246V245H217ZM65 247H67V246H65ZM215 247V246H214ZM233 247V246H232ZM150 248H152V250L151 251H149V249ZM162 248H163V246H162ZM175 248H177L176 246H175ZM231 248V247H230ZM53 249H56V251H57V249H58V251H59V247L58 248H53ZM63 249H64V247H63ZM95 249V248H94ZM102 249V250H101ZM166 249V248H165ZM190 249V248H189ZM195 249V248H194ZM198 249V248H197ZM228 249V248H227ZM98 250V251H97ZM163 250V249H162ZM3 251V252H2ZM21 251V250H20ZM28 251V250H27ZM53 251H55V250H53ZM56 251L55 252H53V253H56ZM164 251V250H163ZM170 251H171V249H170ZM175 251H177V249L175 250ZM174 251V252H175ZM194 251V250H193ZM192 251V252H193ZM229 251V250H228ZM227 251V252H228ZM12 252V251H11ZM11 252H9L8 254H10ZM15 252V251H14ZM225 251H224V249H215V255L217 256V255H222L223 253H224ZM154 253V254H155ZM166 253V252H165ZM169 253V252H168ZM168 253H167V255H168ZM176 253V252H175ZM35 254V253H34ZM57 254V253H56ZM72 254V253H71ZM124 254V255H123ZM149 254L151 255V256H149ZM162 254V253H161ZM174 254V253H173ZM83 255V254H82ZM177 255V254H176ZM200 255H201V253H200ZM0 256H3V255H0ZM9 256V255H8ZM46 256H47V254H46ZM53 256V255H52ZM124 256V257H125ZM135 256H137V261L136 260H134V258L136 259V257ZM139 256V257H138ZM210 256V255H209ZM38 257V256H37ZM119 257V258H118ZM153 257H154V255H153ZM166 257V256H165ZM255 257V256H254ZM4 258V257H3ZM6 258V257H5ZM70 258V257H69ZM156 258V257H155ZM160 258V257H159ZM201 258V257H200ZM24 259V258H23ZM43 259V258H42ZM52 259V258H51ZM75 259V258H74ZM117 259H119V260H117ZM158 259V258H157ZM173 259V258H172ZM196 259H198V260H196ZM214 259H216V258H214ZM14 260V259H13ZM87 260V259H86ZM161 260V259H160ZM208 260V259H207ZM256 260V259H255ZM254 260V261H255ZM258 260V259H257ZM8 261V260H7ZM25 261H26V258H25ZM39 261H42V260H39ZM45 261V260H44ZM51 261V260H50ZM66 261V260H65ZM69 261V260H68ZM122 260H120V262H121ZM151 261V260H150ZM198 261V262H197ZM201 261V260H200ZM209 261V260H208ZM252 261H253V259H248V262H246V264H251L252 263ZM253 261V262H254ZM27 262H29V261H27ZM49 262V261H48ZM67 262V261H66ZM73 262V261H72ZM72 262H69L70 264H73ZM80 262H82V261H80ZM147 262V264H149ZM169 262H170V260H169ZM168 262V263H169ZM197 262V263H196ZM26 263V262H25ZM25 263H23L22 262V264H25ZM30 263V262H29ZM44 263V262H43ZM54 263V262H53ZM57 263V262H56ZM68 263V264H69ZM90 263H85V264H90ZM175 263H178V262H175ZM198 264L199 263V258H196V256H193V257H191V258H189V259H187L186 261H183V262H181L180 261V263L179 264ZM200 263H202V262H200ZM214 263H215V261H214ZM27 264V263H26ZM77 264H79V263H77ZM152 264V263H151ZM164 264V263H163ZM171 264V263H170ZM245 264V263H244Z\"/></svg>",
  "mask_w": 264,
  "mask_h": 264
}]
</instances>
